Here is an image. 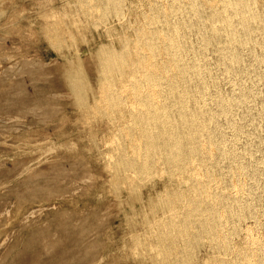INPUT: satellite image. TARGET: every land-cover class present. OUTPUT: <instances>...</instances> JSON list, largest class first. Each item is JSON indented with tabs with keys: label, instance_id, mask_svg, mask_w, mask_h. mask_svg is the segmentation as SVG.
Here are the masks:
<instances>
[{
	"label": "rangeland",
	"instance_id": "rangeland-1",
	"mask_svg": "<svg viewBox=\"0 0 264 264\" xmlns=\"http://www.w3.org/2000/svg\"><path fill=\"white\" fill-rule=\"evenodd\" d=\"M105 1L106 0H0V264H152V263L153 264H157V263H159V264L160 263H162V264H174V263L182 264L183 263L184 264V261H187V260H188L187 262H189V263L192 260L191 264L192 263L193 264H208V263H210V264H216V263L217 264H219V263L224 264V262H227V264H228V262H229V264H234V263L235 264H238V263L239 264H251V263L252 264H257V261H258V264H262V260L264 259V247H263L264 246V244H263V240H264V222H263L264 221V212H263V210H264L263 209L264 208V203H263L264 202V200H263L264 193L263 192L264 191L262 192V190H264V186H262L264 184V182H263L264 181V178H263L264 175L262 176V174H264V170H263L264 169V165H262V164H264V151H262V150H264L263 149L264 148V142L261 144L260 141L262 142V138H264V133H263L264 132V129H263L264 128V122H263L264 119L262 120V118H264V116H263L264 113L261 114V112L264 111V110H262V108L264 109V105H263L264 104V94L262 93V91L264 92V87H263L264 86V73L262 72V74H261L260 71L261 70L264 71V59H263L264 58V55H263L264 54V29H263L264 28V26H263L264 23L262 22V20L264 19V17H263L264 15L262 16V13L264 14V11H263L264 10V1L263 0H252V1H250V0H247V1L244 0L243 1L242 0V3L240 2L242 5L240 6V4L238 2L241 1V0H228V1L225 0L226 2L225 1L222 2V0H207V1L206 0H204V1L203 0H201V1L200 0H198V1L197 0H195V1L194 0L193 1H191V0L190 1L189 0L188 1L187 0H182V1L181 0H176V1L168 0L169 2L168 1L166 2V0H120V1L118 0L119 4H118L117 0H115L120 7L117 6V4H116V2L114 0H112V1L107 0L109 4L107 3V1L106 2ZM180 1H181V3H179ZM245 1H246V3H245ZM112 2L115 5V8H118L117 11H116V9L113 10L114 8H112V6L114 7V5H112V6L110 5ZM165 2L168 3V4L170 2H172L173 5L170 3L169 4V6L171 7L170 8L169 6H167L168 4H166ZM176 2H177V5L175 4ZM220 2L222 4H220ZM227 2L229 3V5H228ZM236 2H237L238 5L235 4ZM248 2L250 3L249 4L250 8L252 7L251 6L252 4L254 6L257 3V5H255L251 9L254 10V13H255L256 10H257L256 12L258 14H260L262 12L260 14L262 19H261V17L259 15H257V13H255V17H254V13H252L253 10H250V8L248 9V7H246ZM259 2L261 4H259ZM196 3H198V4H196ZM223 3H225V4L227 3L226 5L224 4L226 7L223 6ZM174 4H175V7H173ZM193 4L196 5V6H194ZM231 4H233L237 8H234V6H232ZM244 4H246V5L244 6ZM159 5H162V6H159ZM178 5L180 7H178ZM184 5H186V6H184ZM190 5H191V7L192 6H194V7L191 8ZM221 5L223 6L222 8H221ZM94 6H95V8H94ZM105 6H106V8H104ZM110 6H111V9H110ZM150 6H151V8H150ZM211 6H213V8ZM215 6L219 10L217 8H215ZM229 6H230V8L231 7H233V8L229 9ZM243 6L245 8V11L248 10V11H246L247 14L244 11ZM184 7H186V8H184ZM152 8H154V9L156 8V10L154 11V9L152 10ZM161 8L163 9V11H162ZM177 8H178V10H177ZM199 8L200 9L202 8V9L199 10ZM223 8H225V10ZM254 8H256V9H254ZM259 8H262L263 10L259 9ZM168 9H170V12H169ZM183 9H185V10H183ZM236 9H238V10H236ZM239 9L241 10V12H240ZM148 10L149 11L152 10V11L149 12ZM186 10H187L188 13H189V10H190V12H191V13H189L190 15L188 13L184 14L186 12ZM191 10H194L193 14L194 15L196 14L197 17L192 14ZM202 10H204V11H202ZM205 10H206V12H205ZM226 10H229V11H226ZM230 10L232 12L235 10L234 13L236 14V16H234L235 14H233V16H231L232 13L230 14V12H231ZM114 11H115V13H114ZM178 11H180V12H178ZM183 11H185V12L183 13ZM196 11H197L198 14L195 13ZM198 11H200V12H198ZM211 11H212V13H211ZM220 11L221 12L224 11V13L223 12L220 13ZM225 11L228 12V13L225 14ZM237 11H238V14L240 12L241 15L245 14L244 16H246V17L248 16V17L244 18L243 16L238 15L236 13ZM242 11H243L244 14L242 13ZM108 12H110V13L108 14ZM156 12H158V14L160 12L161 13L159 15L158 14L156 15ZM173 12H175V13H173ZM209 12L212 15L211 14L209 15ZM214 12H216L217 14L215 15ZM144 13L145 14L148 13V14L145 15ZM169 13H170V15H169ZM151 14H153V15H151ZM163 14L165 16H168V18L167 17L164 18ZM173 14H176V15L174 17H172ZM201 14L204 17H201ZM222 14L223 15L225 14V15L223 16ZM108 15H110V17ZM181 15H182V17H181ZM227 15H228V18H227ZM153 16L156 17V18H154ZM206 16H208V18ZM216 16L219 18V19H217L218 21L216 20V18H217ZM229 16H231V17H229ZM238 16H241V17H239L237 19ZM143 17H144V20H143ZM157 17L160 18L159 19V23H158V18ZM187 17H189V18H187ZM199 17H201V18H199ZM233 17H235L236 20ZM242 17L244 19H246V20L241 19ZM170 18H171V20H170ZM182 18H183V21H182ZM229 18L231 19L232 22L229 20ZM162 19H164L163 21H167L168 23L167 22L166 23L163 22ZM207 19H209V21H211L212 23L208 22ZM221 19H224L223 22H221L222 21ZM240 19H241V21H240ZM256 19H259L260 21H258ZM155 20H157V21L155 22ZM191 20L193 22H191ZM214 20H216L217 22H215ZM161 21H162V23H161ZM188 21H190L191 24ZM238 21H240V23ZM244 21H245V23H243ZM246 21L251 22V23L248 24V22H246ZM255 21L256 22L258 21L257 22L258 24ZM147 22H149V24H146ZM182 22H183V24H181L182 25V28H181V25L179 23H182ZM204 22H207V23H204ZM224 22H225V24H224ZM226 22H227V24H226ZM140 23L142 25H139ZM150 23H152V24H150ZM213 23H215V25L212 28ZM236 23L237 24L239 23L238 24L239 26ZM254 23H255V25H254ZM165 24H169V26L165 25ZM178 24H179V26H178ZM203 24H204V26H202ZM209 24H211V25H209ZM232 24H235V26L237 25L236 27H238V28H236ZM241 24L244 27H242ZM138 25H139V27H138ZM151 25H152V27H151ZM155 25H156L157 29H159V30H156ZM162 25H164V26H162ZM192 25H194V26H192ZM225 25H226V27H225ZM248 25H250V27ZM251 25H253L254 28ZM256 25L259 28L256 27ZM176 26H178L177 29H175ZM184 26H185V28H184ZM190 26H191V28H187V27H190ZM195 26H197L198 28L197 27L195 28ZM201 26L204 27V29ZM205 26H206V29H205ZM219 26H221V27L223 26V27L221 28ZM232 26L234 27V29H232L233 28ZM246 26L248 27L249 30L248 29L245 30L247 28ZM215 27L217 29L221 28V29H218V30L219 31L221 30L222 32L220 31V34H219V32L216 31ZM228 27H229V29H228ZM241 27H242V30H241ZM261 27H263V28H261ZM152 28H154V29H152ZM166 28H167V30H166ZM201 28L203 30H205V31H201L202 30ZM235 28H236V30H235ZM256 28H257V30H256ZM184 29H185V31H184ZM197 29H199V31H197ZM223 29H225V30H223ZM252 29H253V31H255V33L252 31ZM259 29H261L260 30L261 32H262V29H263V32L261 33L259 31ZM139 30H140V34H139ZM228 30H229V33H228ZM137 31H138V33H137ZM158 31H159V33H158ZM212 31H214L213 34H212ZM224 31H226V32L223 33ZM233 31H234L235 34L233 33ZM193 32L195 34H193ZM198 32L201 33V35ZM215 32H216V35H215ZM238 32H240L241 34L239 33L240 34L239 35ZM150 33L151 34L153 33V35H150ZM166 33L167 34L169 33L168 36L166 35ZM202 34H203V36L205 38L202 37ZM222 34H224V36H221ZM229 34L231 35V37H230ZM138 35H139V37L137 38V40L143 38L142 40L138 41L139 43H137V40L135 39ZM145 35H147V36H145ZM157 35H159V36H157ZM170 35H173V36L171 37ZM178 35H182V36L184 35L183 36L184 38H180V36H178ZM185 35H186V37H185ZM196 35H198V36H196ZM207 35H209V36H207ZM228 35H229V37H228ZM246 35H248L249 37H245ZM144 36L147 37L146 42L144 41L146 39ZM149 36L151 37V39H150ZM156 36L159 37L158 41H157V37ZM187 36H188V39H187ZM240 36H242V37H240ZM124 37L125 38L127 37L128 39L127 38L124 39ZM154 37H156V38H154ZM168 37H170V38H168ZM173 37H174V39L171 40ZM194 37L197 38L198 41ZM207 37L208 38L210 37V38L208 39ZM227 37L229 38V40H228ZM239 37H240V39H239ZM257 37H258V39L261 40V43L258 42L259 40L256 39ZM167 38L169 39L168 42H167ZM214 38L218 42H220L221 44L218 43V42L215 43L216 41H215ZM241 38L242 39L244 38V41ZM251 38L252 39L254 38L253 41H252ZM133 39H135V40H133ZM189 39L192 42L193 41L194 42L193 43L190 42L191 44L188 43L190 41ZM204 39H206V41ZM250 39H251V41H250ZM129 40L131 42H129ZM153 40H156V41H153ZM162 40H164V42ZM195 40L197 42H195ZM245 40H246V42H245ZM247 40H249V42ZM256 40H258V41L256 42ZM148 41H150V47H153V48L148 47V45H149ZM169 41H171L172 43H170ZM201 41L203 42V44H205L206 42L209 43V44H205V46L207 45L206 46L207 49L204 50V51H203V48L205 49V46H203L202 43L200 44ZM231 41H234V44ZM124 42H125V44H127V47L124 44ZM154 42H156V43H154ZM178 42H179V44H178ZM228 42L229 43L231 42V46H229L230 44ZM254 42H255V44H254ZM143 43H145V46H142V45H144ZM168 43H170V44H168ZM175 43H177L178 45L175 44ZM184 43L186 45H183ZM136 44H137V46H136ZM192 44H194V45H192ZM232 44H233L235 49L237 48L236 51H238V52L235 51V49L233 48ZM238 44H239L240 47L238 46ZM240 44L243 45L242 46L243 48L241 47ZM244 44H245V46H244ZM248 44H250V45L247 46ZM168 45H169V48H167ZM199 45H202V46H199ZM220 45H221V48L218 49V47H220ZM226 45H227V47H226ZM251 45L253 46L254 49L252 48ZM108 46H109V52L107 51ZM111 46H113V47H111ZM133 46H135V47H133ZM146 46L152 52V55L150 54V52H149V50L147 49ZM154 46H155V48H154ZM171 46H173L172 48L174 50L175 49L176 50L182 49L183 51L182 50L181 51H176L175 50V52H174V50L172 48L170 49ZM177 46L181 47V48H177ZM187 46H188L189 50L187 49ZM212 46L213 47L215 46L214 47L215 49ZM105 47H107V48H105ZM164 47H165V50H164ZM191 47H192V49H191ZM244 47H247V48H244ZM259 47L261 49L262 48L263 49L260 50ZM216 48L218 49L219 52L217 51ZM153 49H156V50L154 51ZM167 49L171 50V51L173 50V51L169 52ZM248 49H249V52H248ZM121 50H122V52H121ZM161 50H163V51H161ZM192 50H194L195 53L196 54L198 53L197 55H200V56H197V58H196V54L193 53L194 51H192ZM233 50H234V52H233ZM127 51H128V54L127 55L124 54L125 52L127 53ZM196 51H198V52H196ZM213 51H215L217 54L215 52H213ZM228 51H230V52L227 53ZM260 51H262V52H260ZM139 52H142V53H139ZM186 52L188 53L187 56L192 57V61L189 59V57L186 56ZM189 52H191V53H189ZM257 52H258V54H257ZM110 53H111V55H110ZM232 53H235V54H233V56H232ZM236 53H237V55H236ZM242 53H243L242 56H244V57L241 56ZM259 53H262V54H259ZM140 54H141V57H139ZM143 54H144L145 57L143 56ZM159 54H160V56H159ZM176 54L178 56H175ZM192 54H193V56H191ZM119 55L122 56V57H120ZM239 55L241 56L240 59L237 58V57H239ZM248 55H250V57L252 55L253 56L256 55L257 57L255 56L256 58H254V60H253V57L250 58ZM157 56L160 58L159 60L157 59ZM164 56L167 57V58H164ZM205 56H207V58ZM218 56H220V58H217ZM230 56H232L231 59L232 58H234V59L231 60ZM116 57L117 58L120 57V58L117 60ZM175 57H177V62L175 61L176 60ZM184 57H185V59H183ZM203 57H205V59ZM225 57H226V59H225ZM235 57H236V59H235ZM109 58H111V59H109ZM136 58H138L139 60L136 59ZM140 58L143 59V62L142 61L140 62ZM171 58H173V60ZM199 58H200V60H199ZM208 58L211 61L207 60ZM258 58L263 63L262 67L260 65L262 63H261V61ZM166 59L169 60L170 62L169 61L165 62ZM227 59H229V60L227 61ZM126 60H128V62ZM153 60H156V61L154 62ZM213 60H214V62H213ZM222 60L225 61L224 62L225 64H226V61H227L226 65H227L228 69L231 68V70L227 69L226 65L224 63H222L223 62ZM234 60H235V62H234ZM123 61H124V63H123ZM161 61H163V65H160V63L162 64ZM171 61L172 62L175 61L178 64H176L174 62L172 63ZM183 61H184V64H183ZM188 61H189V63H188ZM200 61H201V63L203 65L200 63ZM216 61H218V63ZM130 62H132V64ZM138 62H139V64L143 63L141 67L143 69L145 67L144 71H143L142 68H140L141 72L139 71V69H137V65H139ZM190 62H192V63L190 64ZM196 62L198 64V66H197V64L195 65ZM209 62H211L210 65H209ZM259 62H260V64H259ZM164 63L166 65H171V66H167L166 67V65ZM186 63L189 64V65L184 66V65H186ZM193 63H194L195 66L193 65ZM231 63H232V65H231ZM250 63H251V65H250ZM113 64H115V65H113ZM124 64L126 66L125 67L126 69L124 68ZM153 64L154 65L158 64L159 66H157V65L154 66ZM173 64H176L178 66L180 64H182L183 68H181L182 67L181 65L178 68L176 65H175L176 66L175 67ZM199 64H201V65H199ZM217 64H218V66H217ZM242 64L245 66V68H243L244 66ZM253 64L257 68L254 67ZM100 65L102 67H100ZM120 65H121V68H120ZM135 65H136V68H135ZM140 65L138 66V68L140 67ZM221 65L225 66V68L223 69ZM114 66H118V67H114ZM162 66H164V67H162ZM189 66H190V69H189ZM191 66H193V67L191 68ZM214 66H216V68H214ZM234 66H235V68H234ZM248 66L249 67L251 66L253 70L251 69V67H250V69H248L249 68ZM107 67H110L109 71H108ZM195 67H197V68H195ZM217 67H218L219 70L217 69ZM115 68L118 69L117 70L118 74L116 73V71H115L116 69ZM146 68L148 70L151 69L150 71H152V72L149 73L150 71H148ZM185 68H186V70H185ZM198 68H199V70H198ZM220 68H221V70H220ZM112 69H114V70L111 71ZM134 69H135V71H134ZM154 69H156V70H154ZM175 69L177 71H180V72H177ZM195 69H197V71L199 73ZM211 69H212L213 72L211 71ZM145 70L147 71V73H144ZM163 70L165 72H167V73H165ZM203 70H204V72H203ZM251 70H252V72L250 73ZM255 70H257V71H255ZM170 71H171V73H170ZM172 71L175 74L173 76H172V74H173ZM181 71L183 73H185V74H183ZM226 71H228V72H226ZM230 71H231L232 76L229 73ZM243 71L246 72V75H243V73H244ZM253 71H255L256 74L259 75V76H257L255 74V72H253ZM106 72H109V73H106ZM202 72H203V75H205V73H206V75L204 76L206 78V80H205L206 83L204 82L205 78L202 76ZM233 72H235V73L237 72L236 75L239 72L240 76H236L235 73H233ZM120 73H122L121 74L122 76L120 75ZM132 73H134V74L132 75ZM152 73L154 75H152ZM162 73H164V74H162ZM181 73L183 75H186V73H187V76H184L185 78H181L182 77ZM194 73H195V76H194ZM224 73L226 74V76H225ZM102 74H103V77H102ZM149 74H150V77H149ZM169 74H170V76H169ZM210 74H212L214 76H212ZM222 74H223V76H222ZM227 74L229 75L228 77H231V78L228 79L227 78ZM260 74L262 76H260ZM119 75H120V77H119ZM128 75H129L130 79L128 78ZM166 75L169 76V77H167ZM104 76H106V77H104ZM135 76H137V78ZM160 76H161V78H160ZM164 76H166V79L169 78V79H171V80L173 79V80L171 81V80L167 79L168 80L167 81L164 78ZM197 76H199V77H197ZM208 76H209L210 79H208ZM221 76H222V78H221ZM233 76H234V78H233ZM247 76L248 77L250 76L251 79L248 78ZM254 76L257 77V78H255ZM140 77L141 78L143 77V78L141 79ZM188 77H190L189 80H188ZM195 77H196V79H195ZM236 77H238V80H237ZM123 78H125V79H123ZM158 78L160 79L159 81H161V82L163 81L164 82V84H163V82L161 83L163 86L157 80ZM108 79H111V80H108ZM116 79L117 80L119 79L120 81H117ZM128 79H129V81L130 80L132 81V82L130 81L132 84L134 83L133 80L135 79L134 81H136L137 83L139 81L138 84H140V86L141 85L142 86L139 87V85L137 83L136 84L134 83L135 85H132V84L129 83ZM151 79H153V83L155 82L154 84L152 83ZM174 79L175 80L177 79V82L174 81ZM192 79H193V81H192ZM198 79H199V81H196ZM207 79H208V81H207ZM223 79H224V81H223ZM232 79H234V80L231 81ZM107 80H108V82L106 83ZM149 80L151 81V83H149L150 82ZM220 80L223 81L224 85H225L226 82H228V83H226V85L223 86L222 82ZM240 80L243 83H239ZM253 80H255L256 82L253 81ZM147 81H148L149 84L146 83ZM170 81H171L172 84L174 82L176 83V84L175 83L173 84L175 87L172 84H170ZM182 81H183V83L185 81L186 85L181 83ZM212 81H213V84L218 82V84H217L218 86L211 84ZM230 81H231V83H230ZM236 81H237L238 85H237ZM194 82H196V83H194ZM257 82H258V84H257ZM201 83H204V84H202V86H200ZM261 83H262V87H261ZM112 84H113V86H112ZM144 84H146L148 86L146 87V85H144ZM195 84H197L196 85L197 89L195 88ZM219 84H220V86H219ZM240 84H241V86H240ZM244 84L245 85L249 84V85L245 86ZM123 85H125V86H123ZM157 85L159 86V90L157 89L158 88ZM170 85H172L173 87L170 88L171 87ZM178 85H179V87H178ZM203 85H204V87H203ZM233 85H236V86H239V87H236V86L234 87ZM256 85H258L259 87H256ZM127 86H129L128 89H127ZM130 86H134V88H132ZM150 86H152V87H150ZM156 86H157V88H156ZM187 86H188V88H190V90L187 88ZM216 86H217V88H215ZM120 87H121V89H120ZM142 87H143L144 90L141 89ZM164 87H165V89H164ZM220 87H221V90H220ZM227 87H230V88L227 89ZM242 87H243V89H242ZM249 87H253V88H249ZM79 88H81V89H79ZM131 88H132V90L136 89L135 91H133L134 94L138 93V90H139V93L141 91L142 94L138 93L139 94L138 96H140L141 98L140 97L136 98L137 95L134 96V94H132L133 92H132ZM149 88H150V91H149ZM176 88H178V89H176ZM199 88H201V89H199ZM203 88H205L206 90L208 88V90L206 91ZM236 88H237V90L239 92L236 90ZM239 88H241L242 90L239 89ZM245 88H248L249 90L245 89ZM257 88H259V89H257ZM167 89L169 90L170 94L168 93V91H166ZM172 89H173V92H172ZM180 90H181V92H180ZM243 90L246 91V94L243 93ZM251 90L252 91L254 90L252 94H251V92H252ZM119 91H121V92H119ZM145 91L146 92L148 91L149 94L146 93ZM159 91H160V93H159ZM177 91H179V94H178ZM189 91H190V93H188ZM199 91H202V92H199ZM206 92H208V93H206ZM216 92H217V94H216ZM219 92H220L221 95L223 94V96H221L219 94ZM232 92H233V95L231 94ZM234 92H236L235 93L236 95L237 94L240 95L241 93H243V96L244 95L245 96H249L250 95V96L249 97H245L244 96L246 99L243 97V99L241 98L240 101H237V100H239V98L242 95H240L238 97V95L236 96L234 94ZM116 93L117 94L119 93V94L117 95ZM151 93L152 94L154 93L153 94L154 96H152ZM161 93H162V95H161ZM171 93H173V94H171ZM184 93H185V95H184ZM192 93L194 95L190 96ZM199 93H201L202 95L199 94ZM77 94H79V95H77ZM115 94L118 96L117 99H116L117 96ZM186 94H187V96H186ZM211 94H212V96H209ZM258 94H261L262 96L259 95V97L257 98ZM110 95L111 96L113 95V96L111 97ZM145 95H146V98L144 97ZM147 95L148 96L151 95L152 98H150V96H149V98H147ZM178 95H180V98H179ZM195 95H197V96L195 97ZM199 95H201V96H199ZM207 95L210 98L208 97L206 99ZM213 95H214L215 98L213 97ZM217 95H219V96L217 97ZM120 96H122V97H120ZM226 96H227L228 99L225 98ZM133 97H134V99L136 98L135 99L136 101L133 100ZM165 97H167V98H165ZM172 97H174V98H172ZM193 97H194V99H193ZM211 98L212 99L214 98V100H212ZM223 98L226 100V102L224 101ZM119 99H121V100H119ZM123 99H124V101H122ZM139 99H143V100H141V102H140ZM146 99L147 100L149 99V101H146ZM158 99H159V101H158ZM179 99H181L182 102ZM184 99H186L188 104H190L191 106L189 105V107H188V104L186 105L187 102H185L186 100L184 101ZM210 99H211V101H210ZM234 99H235L236 102L234 101ZM244 99H245V101H244ZM254 99H256L258 102L256 100H254ZM258 99H260V100H258ZM137 100L140 103H138ZM171 100H172V102H171ZM202 100H204V101H202ZM219 100H223V102L222 101L220 102ZM231 100H232V102H231ZM249 100H252V101H249ZM112 101L115 102V104L117 102L118 103L115 105ZM197 101H198V103H197ZM201 101L203 103H201ZM254 101L257 102V103H254ZM147 102L151 106H149L147 104ZM152 102H153V104H152ZM159 102H162L163 104L159 103ZM168 102L171 103V104H169ZM195 102L197 104H199V106L201 105L200 106L201 109H200V107L197 104L195 105ZM204 102H205V105L208 108L204 105ZM206 102H207V104H206ZM233 102H235L234 105H233ZM237 102H239V105H240V108H238V110H236L237 106L239 107V105H237L238 104ZM244 102L247 104V106H246V104H243ZM247 102H249V103H247ZM141 103H144L143 104L144 106L147 104V106L144 107L143 105H141ZM212 103H214V105L216 107L214 105H212ZM216 103H218V105ZM223 103H225L226 106L222 105ZM226 103H229V105L226 104ZM158 104H159V106H158ZM164 104L167 106L166 110H164L165 109ZM179 104H180V106H182V104L184 106L182 108L181 107L176 108V106H179ZM192 104L195 105V106L193 107ZM255 104H257V105H255ZM203 105H204V107H203ZM231 105L234 106V107L232 106V108H234V110L231 109ZM261 105H262V107H261ZM109 106L110 107L114 106L115 107V108L113 107L114 110H113L112 107L110 108ZM170 106L172 108H170ZM220 106L223 107L225 112L224 111L221 112L223 109ZM245 106L246 107L249 106L248 109L245 108ZM126 107H128V108H126ZM184 107L187 108L188 110L185 109ZM227 107H228V109H227ZM241 107H242V109H241ZM253 107H254V109H253ZM137 108H138L137 112L141 111L140 113H137L135 111V110H137ZM193 108L197 112H195V110ZM220 108H221V110H220ZM225 108H226V110H225ZM249 108H250V111H247V112H249L252 117L249 115V113L245 112L246 110H249ZM257 108L261 109V110H258ZM110 109H111V111H110ZM143 109H145V110H143ZM171 109H173V110H171ZM176 109L178 111L180 110L181 112L176 111ZM198 109H200L201 111L198 110ZM190 110L192 111L193 115L191 114ZM209 110H210V112L213 111L212 112V116H214V117L212 119H211L212 116L209 115L210 114V112H208ZM215 110H217V113H216ZM253 110H255L257 113L255 114V111H253ZM120 111H121V113H120ZM129 111L131 113H133V115ZM153 111H154V113H153L154 116L152 115ZM156 111H158L160 115H163V116L165 115V116L161 117L158 114V117H156L157 116ZM169 111H171L170 116H169V113H170ZM173 111L174 112L176 111L175 112L176 114L178 112V113H181L182 115L181 114H178L179 116L174 115ZM182 111H183V113H182ZM202 111L203 112L205 111V112L202 114ZM229 111H230V114L233 112L231 114V116L229 115ZM111 112H113V114ZM187 112H188L189 115H187ZM206 112H208V114ZM251 112H252V114H251ZM136 114H137V116H136ZM144 114H146L148 116H146ZM150 114L152 115L153 119L151 118ZM166 114H167V116H166ZM172 114H173V116H172ZM200 114H201V117H204V118H201ZM242 114H244L243 115L244 117L242 116ZM245 114H247V115H245ZM260 114L262 115V118H261ZM89 115H90V117H89ZM109 115H111V117H112V115H114V116L111 118V117H109ZM128 115H130V117ZM141 115H144V116H141ZM186 115H187V120H185V122H187V121H189V122L183 124L184 116H185V119H186ZM197 115H199V117H197ZM220 115H222V116H220ZM106 116H107V118H106ZM131 116H132V119H131ZM159 116H160V118H159ZM168 116L170 118L173 117L172 120H170V118ZM176 116H177V118H176ZM207 116H208V118L210 117L209 119L211 120V124H210V120L207 118ZM249 116H250V120H249ZM256 116H259V117H256ZM121 117H122V119H121ZM140 117H142V121L144 119V124H145V122H149V121L151 123L150 122L147 123L148 126L146 127V124L145 125L143 124V122L141 121ZM154 117H156V120H155ZM165 117H167V118H165ZM178 117H180V118H178ZM194 117L196 118L195 119L196 122L194 120L192 121V118H194ZM230 117H232L234 119L237 118L235 120L236 122H234L235 125L233 124V122L231 123V120L234 121V119H232ZM254 117H255V119H254ZM241 118L242 119H246V120L243 121V120H241ZM157 119H158V121H157ZM179 119H181V122H180ZM197 119H198L199 122L197 121ZM203 119H205L207 121H204ZM218 119H220V120H218ZM229 119H230V122H229ZM110 120L114 121V123L112 121H110ZM132 120L133 121L135 120V121L133 122ZM153 120H155V121L153 122ZM162 120H163L164 126L162 124ZM176 120H177V122H179V124L176 122ZM182 120H183V122H182ZM137 121H139V122H137ZM170 121H171V123H169ZM200 121H201V123H200ZM212 121L213 122L215 121L214 124H213ZM135 122H137V123H135ZM140 122H142V123H140ZM166 122H167V124H166ZM191 122L193 123V125H192ZM203 122H206V123L204 124ZM238 122H239V124H237ZM120 123H121V125H120ZM154 123H155V126H151ZM173 123H174V125H172ZM189 123L191 125H188ZM228 123L230 124V126H229ZM245 123H247L248 125L245 124ZM260 123L262 125V128H260L261 127ZM141 124H143V125H141ZM207 124H208V126H207ZM215 124H217V126L219 124L222 125V130L223 131L221 132V135H220L219 132H217L215 130V128H214ZM231 124H233L234 126L232 127ZM127 125H128V127L130 129L127 128ZM140 125L143 126V127H140ZM160 125H162V126H160ZM167 125H168V127H167ZM201 125H202V127H201ZM204 125L207 126V128L208 127L209 128L207 129ZM237 125H239V126H237ZM112 126H114V127H112ZM132 126H133V128H132ZM170 126H171L172 130L168 131L167 128L171 129ZM183 126L185 127V129H184ZM194 126H195V129H194ZM196 126H198V127H196ZM225 126H226V128H225ZM241 126L243 128H245V129H241L242 128ZM151 127H152V129L150 130ZM155 127L159 128V129H157ZM164 127H165V129H164ZM230 127H232V128L230 129ZM238 127H241V128L238 129ZM173 128L175 129L174 134H173V130H174ZM179 128H181L182 131L178 130ZM199 128L200 129L203 128L204 131L200 130ZM213 128H214V130H213ZM251 128L252 129L254 128V129L252 130ZM132 129L135 131V133H134V131ZM188 129H190L191 131L188 130ZM197 129H198V131H197ZM226 129H229V130H226ZM250 129L252 131H250ZM127 130L129 132H131L130 133L131 135L132 134L133 135L132 136L128 135L129 132H127ZM130 130H132L133 132L130 131ZM161 130H162V132H161ZM184 130L186 132H188V133H186ZM207 130H209V131H207ZM235 130H237V132ZM143 131H144L145 135H144ZM150 131H151L150 135H152V137L149 136V132ZM153 131H156L154 134H156V133L157 134L153 135L152 134ZM165 131L167 132V134H166ZM193 131L195 133L192 134ZM196 131L199 132V134L195 135L197 133ZM240 131H241V133L239 134ZM244 131H246L245 134L247 132H251V133H248L250 138H248L247 134L246 135L242 134V133H244ZM164 132H165V135H164ZM169 132L171 133L170 135H169ZM189 132H191V133H189ZM211 132H214L215 134L211 133ZM224 132H225V135H222V134H224ZM258 132H259V134H258ZM178 133L181 136H179ZM205 133H206L207 137L210 136V137H208L209 139L207 137H205ZM234 133H235V135L238 133L237 137H234L235 136ZM141 134H142V137H141ZM187 134H188L189 137L187 136ZM211 134L213 136H211ZM229 134H231L232 136L229 135ZM251 134H253L254 137L256 135L257 138L256 137L254 138ZM172 135H174V136H172ZM184 135H186V136H184ZM201 135H203V137L207 138L209 141L204 139V138H202ZM217 135L218 136L220 135V137L217 138L218 137ZM109 136H110V139H109ZM130 136H131L132 140H131ZM155 136H157V137H155ZM165 136H166V138H165ZM170 136H172V137H170ZM196 136H198V138L199 137L200 138L198 139ZM259 136L260 137L262 136V137L260 138ZM128 137L130 138V141H129ZM144 137L146 139L149 137L150 139L147 140V141L144 139V141H142L143 140L142 138H144ZM162 137H164V138H162ZM214 137H215V140H212V139H214ZM225 137H227V139ZM251 137L254 140L251 139ZM156 138H158V139H156ZM193 138H195L194 139L195 141L192 140ZM196 138H197V140H196ZM220 138L221 139L225 138L224 139L225 140L224 143H226V144H220V141H219ZM230 138L231 139L234 138L233 142H232V140ZM241 138H242V140H240ZM152 139H154V140H152ZM168 139L170 141L172 139V141H171L172 143ZM173 139H175L177 141V144L179 143V145H176V141L173 140ZM229 139H230V141H229ZM155 140L157 142L156 144H158V146L156 145L157 147L154 146V144H153V141L155 142ZM164 140H165V143H164ZM167 140H168V143H167ZM182 140H183V142H182ZM185 140H187V143H186ZM200 140H201V142H200ZM202 140H204V141H202ZM205 140H206V143L209 142L208 145H205L206 144ZM216 140H217V142H216ZM257 140H259V141H257ZM150 141H151V143H150ZM188 141H189V143H191V142L192 143L189 145ZM197 141H198V143H197ZM263 141H264V139H263ZM130 142H131V144H130ZM145 142H147V143L149 142L148 143L149 145L145 144ZM158 142H160V143H158ZM143 143H144L145 146L143 145ZM170 143H171V147H170ZM173 143L175 144V147H174ZM199 143H200V146H199ZM257 143H258V145H255ZM116 144H117V146H116ZM151 144L154 147H156V148H154ZM180 144H182V145L180 146ZM192 144H194V146ZM244 144H246V145H244ZM136 145H137V147H135ZM150 145H151V147H150ZM216 145H218V146H216ZM221 145L222 146L224 145L225 147L223 146L224 147L223 148ZM247 145L248 146L250 145L249 147H251V148H248ZM123 146H124V149H123ZM132 146H133V148H132ZM139 146H141V147H139ZM146 146H148L151 150L148 149ZM160 146H162V147H160ZM177 146L179 148H177ZM184 146H186V147H184ZM191 146L193 148L195 146H197L195 148H196V151L199 148L198 149V151H199L198 153L199 154L196 151H194L195 148L194 149L191 148L195 152L194 153L190 149ZM206 146L209 147V148H207ZM214 146H216V147H214ZM233 146H236V147H233ZM237 146H239L240 148L237 147ZM242 146L244 147L243 149H241ZM252 146H254V147L252 148ZM255 146H257V148H255ZM134 147H135V149H134ZM152 147H153L154 150L152 149ZM183 147L185 148L186 151L183 149ZM219 147H221V148L218 149ZM228 147H229V149H228ZM116 148L119 149V150H117ZM136 148H138V149H136ZM159 148H161V149H159ZM174 148L179 149V150L177 151L175 149L176 150L175 151V150H173ZM181 148H182V150H181ZM215 148H217V149H215ZM254 148H255V150L257 149V151L260 154L257 151H255ZM122 149H123V151H122ZM139 149H141L140 151L143 152V153H141L139 151ZM143 149H144V151H143ZM145 149H147V150L145 151ZM222 149H223V152H221ZM231 149H233V150H231ZM158 150H159V152H158ZM183 150L185 151L186 154L184 153ZM226 150H228L230 154H228V151H226ZM234 150H235V152H234ZM245 150H247V151L244 152ZM249 150L252 151V152H250ZM148 151H150L151 154L150 153H149V155L146 154V153H148ZM153 151H154V154L152 155ZM162 151H163V153H160ZM187 151H188V153H187ZM240 151H242V152H240ZM179 152H180V155H177V154H179ZM231 152L232 153L234 152V153L231 155ZM253 152H256L258 154H255ZM113 153H115V154H113ZM140 153H141V155H140ZM211 153H214V154H211ZM162 154H164V155L162 156ZM166 154H168V155H166ZM184 154H185V156H184ZM187 154H189L190 156L192 155L193 158H192V156L189 157V155L186 157ZM236 154H237V156H236ZM251 154H255V155L253 156ZM176 155L179 156V157H175ZM182 155H183V157H182ZM195 155L197 156L196 160H195V158H196ZM202 155H203V157H200ZM206 155H207V157H204ZM217 155L220 158L219 159L217 157L218 161H216L217 158L215 157ZM219 155H223L222 156L223 158L221 156H219ZM226 155H227V157H226ZM229 155H230V157H232V159H233V155H234V161L231 159L232 163H231V160L229 159L230 157H228ZM240 155H242V157H240ZM250 155H251V157H250ZM141 156H142V158H141ZM143 156H145L146 159ZM155 157H156V159H155ZM166 157H169L171 159L166 158ZM172 157L176 158V160L178 161L177 165H176V160L173 159ZM212 157H214V158H212ZM243 157H244L243 161H240V160H242ZM252 157L256 158V165H255V161H254L255 159H253ZM260 157H263V158L260 159ZM116 158H117L118 161L116 160ZM147 158L148 159L151 158L150 161ZM160 158H161V160H160ZM164 158H166L167 160L169 159V161L166 163L167 160L164 159ZM183 158H186V159L184 160ZM187 158L188 159L190 158V160H188ZM204 158H208L209 159L208 162H206L207 159H204ZM248 158H250V159H248ZM251 158H252V162H251ZM131 159H133V160L135 159V162L131 161ZM181 159H183V160H181ZM198 159L201 160V161H198ZM213 159L215 161H213ZM236 159H238V160H236ZM170 160H172V161H170ZM204 160H206V161H204ZM235 160H236L237 163H238V161H240L238 163L239 165L235 162ZM246 160H247V162H246ZM257 160H259V161H257ZM115 161H117V162H115ZM151 161H152V163H151ZM160 161L162 162L163 165L160 163ZM173 161L175 162V164H173L174 163ZM181 161L184 162V163H179ZM211 161L214 163V165H213V163ZM260 161H261V164H259ZM122 162H123V164H121ZM124 162L125 163L128 162L127 163L128 165L124 166V164H125ZM130 162L132 164L134 163L133 166H135L136 162H137L138 166L140 164L141 165L138 167L137 164H136L137 167L136 166L135 167H133V166L131 167L129 165V164H131ZM196 162L198 164H196ZM199 162H201V163L199 164ZM216 162L217 163L221 162V163H219V165L222 164L223 166L222 165H220V166L217 165ZM248 162H251V163L249 164ZM142 163H144V164H142ZM153 163H154V165H153ZM155 163H157V165ZM171 163H172V165H171ZM230 163L233 164V166ZM244 163H246L247 165L244 164ZM112 164H113V166H112ZM183 164H184V166H186V168H184V169H183ZM224 164L226 166H225V168H222V167H224ZM234 164H235V166H234ZM243 164L245 165L244 167L246 168V170L249 171V173H247L248 171L246 172V170H244L245 168L241 169L243 167ZM258 164L261 165V166H259ZM119 165H120V167H119ZM144 165H145V167H143ZM148 165L150 166V169L148 168L149 167ZM173 165H174V167H172ZM210 165L213 166V167L211 168ZM126 166H128L129 169H126L127 168ZM151 166L153 167V169H152ZM177 166H179V167H177ZM188 166H189V168H188ZM205 166H206L207 170L204 173V169H205L204 167ZM231 166H232V168H230ZM237 166L239 167V169L237 168ZM240 166H242V167H240ZM165 167H168L167 170H166ZM176 167H177V170H175ZM123 168L126 169V171L122 170ZM143 168L147 169V171L144 170ZM169 168H170V170H169ZM248 168H251L252 170L248 169ZM134 169L136 171L137 170L138 171L135 172ZM151 169L153 171H151ZM179 169H180V172H179ZM217 169H218V171H216ZM229 169H231L232 173H231V171ZM256 169L257 170L261 169V170H258V171H261L262 173L256 171ZM116 170L119 173H117ZM200 170H202V171H200ZM209 170H212V171H209ZM220 170H222V171H220ZM226 170H227L228 174H227ZM250 170L253 173H250L251 172ZM170 171H172V172H170ZM191 171H192V173H191ZM207 171L209 172L208 173L209 176L207 175ZM233 171H236V172H233ZM146 172H147V175H146ZM177 172H179V173H177ZM182 172H183V174H182ZM211 172H212V175L210 174ZM240 172H242V173H240ZM134 173H136V174H134ZM165 173H168L167 174L168 176ZM171 173H172V175H171ZM190 173H191V175H190ZM221 173H223V174H221ZM233 173H235V174H233ZM243 173L244 174L247 173V174L243 176L242 175ZM115 174H116V176H115ZM117 174H120V175H117ZM139 174H140V177H139ZM216 174H217V176H216ZM248 174H249V176L247 177ZM136 175H138L139 178L136 177ZM162 175H164V176H162ZM185 175H188V176H185ZM254 175H256V176H254ZM257 175H260V176H257ZM117 176L119 178H117ZM131 176H132V178H130ZM229 176H231L232 178L229 177ZM245 176H246V180H245ZM126 177H127V181H126ZM159 177H161V178L159 179ZM209 177H210V179H209ZM225 177L226 178L229 177V179L228 178L226 179ZM110 178H112V180ZM121 178H124L125 180L124 179L121 180ZM189 178H190V180H189ZM207 178H208V180H210L209 184L213 180L214 181L212 183L213 184L216 183V184L209 185L206 182ZM248 178H251V180L248 179ZM129 179L130 180L133 179V181L132 180L130 181ZM252 179L253 180L256 179V180H254L255 183H254V181ZM147 180L149 182H147ZM221 180L223 181V183H222ZM235 180L237 182H235ZM261 180H263V181H261ZM112 181L114 182V185L112 184L113 183ZM189 181H191V182H189ZM194 181L195 182L197 181L198 184L195 183ZM227 181H230V182L232 181V183H230V182L227 183ZM245 181H246V184H245ZM145 182H147L148 184L145 183ZM251 182H252V184H251ZM117 183L118 184L120 183L119 184L120 186L119 185L117 186ZM188 183H191V184H188ZM192 183H194V184H192ZM239 183H242V184H239ZM122 184L125 187L121 186ZM229 184H230L231 187L229 186ZM248 184H250V185L248 186ZM253 184H254V186H253ZM135 185H136V187H135ZM192 185H193V188L196 191H194V189L192 188ZM201 185L206 186V187L202 186V188L204 190L201 188ZM225 185L227 187H230L231 189L225 187ZM245 185H246V187H245ZM214 186H216V188ZM259 186H260V189L258 188ZM138 187H139V189L140 188L141 189L139 190ZM247 187H248V189H252L253 192L249 191L247 189ZM253 187H255V188H253ZM125 188H126V190H125ZM131 188L132 189L134 188V189L132 190ZM208 188H210V189H208ZM237 188H238V190H237ZM198 189L200 191L202 190L201 191L202 193L199 192ZM255 189H257V190H255ZM182 190H183V192H182ZM190 190H191V193H190ZM213 190H214V192H213ZM129 191H131V192H129ZM203 191L206 193V195H205V193H203ZM225 191L227 192V194L225 193ZM167 192H169V194ZM173 192H176V193L173 194ZM219 192H221V193H219ZM248 192L250 193V195H249ZM128 193L129 194L132 193V194L128 195ZM178 193H180V194H178ZM234 193H236V194H234ZM247 193H248L249 197H248ZM137 194H139L140 197ZM162 194H163V196H161ZM199 194L200 195L202 194L200 197H201V199L203 201L200 200ZM212 194H213V196H212ZM216 194H217V197H216ZM221 194H222V196H221ZM174 195H175V197H173ZM194 195H196V197ZM238 195H239V199H238ZM256 195H259V197L256 196ZM260 195H262V196H260ZM117 196H119L118 197L119 199L117 198ZM228 196L231 199L227 198ZM235 196H236V198H235ZM241 196H242V198H240ZM168 197H169V200H167ZM179 197L182 200H180ZM188 197H189V199H188ZM224 197H226V199H224ZM243 197H244V199H243ZM250 197H252V198H250ZM115 198H117V200ZM198 198H199V200H197L198 201L197 202L196 199H198ZM218 198L220 199V201H219ZM256 198H260V199H256ZM114 199H115V201H114ZM148 199L151 202H149ZM222 199H224L223 201L225 203H227V202L228 203L227 204L221 203ZM177 200H178V202H177ZM193 200H195L197 202V204L195 203V201L192 203ZM215 200H216V202H215ZM229 200H232V201H229ZM241 200H243V201H241ZM138 201H140V202H138ZM172 201H174V202L172 203ZM253 201H255V202H253ZM115 202H117L118 204H116ZM128 202H130L131 204L128 203ZM158 202H159V204H158ZM163 202H164V204H163ZM182 202H183V204H182ZM186 202H188V203L186 204ZM205 202L207 203V205H206ZM209 202H211V203H209ZM235 202H236V204L239 203L240 205L239 204L238 205L234 204ZM242 202H243L244 205L242 204ZM250 202H252V204ZM151 203H152L153 208H151L152 207ZM249 203H250V205H249ZM132 204H133V206H132ZM217 204H219L220 206H218ZM221 204L223 206H225L226 208L221 206ZM228 204L230 205V208L232 209L233 212L231 211V209L229 207L227 208ZM231 204L233 206H231ZM155 205L157 207H155ZM197 205H200V206H198V208H196ZM214 205H216L215 208H214ZM259 205H261L263 208L261 206H259ZM148 206H150V207H148ZM189 206H190V208H189ZM207 206H209V208ZM239 206H241V208ZM250 206H251V208H250ZM165 207L168 208V210ZM210 207L212 209H210ZM238 207L240 208V210L243 209L244 212L240 211L241 212L240 213ZM248 207L251 210H249ZM130 208L131 209L133 208L135 210L131 211ZM195 208H196V211H195ZM204 208H207V209L205 210ZM234 208H236V211L234 210ZM246 208H247V210H249V211H247L248 214H246V212H245ZM255 208H257V210ZM152 209H154V211H152ZM185 209L188 210V211H186ZM191 209H193V210L190 212ZM216 209H217V211H216ZM228 209H229L230 212L228 211ZM158 210H159L160 213L158 212ZM169 210H171V211H169ZM209 210H211V211L209 212ZM253 210H254V212L257 211L256 213H258V211H259L260 213H258V214L260 216H258V214H256V213H253L255 215L254 216L252 214ZM261 210H262V212H261ZM116 211H117V213H116ZM174 211H176L178 214L175 213ZM197 211H199V213ZM202 211H205V212H202ZM212 211L215 213V215L217 217L214 216V213ZM192 212H194V213H192ZM201 212L203 214L206 213L207 215L206 214H204V215L202 214L201 215ZM211 212H212L213 216L210 215ZM224 212H225V214L228 213V215H225ZM237 212H239V213L237 214ZM173 213H174V215H173ZM197 213H198V215H197ZM229 213H230L231 216L229 215ZM235 213L238 216H236ZM242 213H244V214H242ZM154 214H155V216H154ZM181 214H184V215L189 214V215H187V217L183 215V217H182ZM241 214L244 215V216H241ZM149 215L150 216L152 215L151 217H153V218L151 219V217ZM200 215L202 217L201 220H203V218H204L203 221L205 223V226H204L203 221L202 222H197V224H195L196 221H198V219L200 221ZM208 215H210L209 218L212 216L211 218H213V219H211V218L209 219ZM234 215H235V217H234ZM239 215L241 216L242 220L240 219ZM245 215L247 217H245ZM169 216H172V217H169ZM175 216L176 217L178 216V217L176 218ZM189 216H191L192 218L191 217L189 218ZM205 216H207L206 220H205ZM251 216L253 218H251ZM154 217H155V219H154ZM193 217H195V218H193ZM214 217H216V218L214 219ZM224 217H225V219H224ZM132 218L134 219V221H133ZM169 218H170V220H172L174 218L173 219L174 221L172 220L171 222L172 223L174 222L177 225L174 224V223H173L174 224L173 225L170 222ZM236 218H237V220L239 219L238 222H237ZM144 219L145 220L147 219V220L145 221ZM233 219H234L235 222L233 221ZM249 219H250V221H249ZM253 219H254V221H253ZM166 220H168V222ZM181 220L182 221L185 220L183 222L184 226H182L183 223L181 222ZM210 220L213 223L214 222H217V223L213 224ZM215 220H217V221H215ZM244 220H246V221H244ZM153 221H154V224H153ZM241 221H243L245 224L243 222H241ZM252 221H253V223H251ZM156 222H157V224H156ZM193 222H195V223H193ZM225 222H226L225 225L226 226L228 225L226 228H224L225 225H223ZM142 223L143 224L145 223V224L143 225ZM209 223L211 224V226H210ZM232 223L234 225H232ZM236 223H237V225H236L237 227L235 226ZM155 224H156V226L157 225L158 226L156 227ZM159 224H161V225H159ZM164 224H166L167 227L169 225V227L166 229V225H164ZM198 224L199 225L202 224L201 225L202 228L200 226L201 230L199 229ZM206 224L208 226H206ZM240 224H242V225H240ZM141 225H143V226H141ZM185 225H187V226H185ZM195 225H197V227ZM231 225H232V227H231ZM175 226H176V229H174ZM141 227H143L144 229L141 228ZM170 227L173 228V231H172V228H170ZM187 227H189L190 230H188ZM203 227H206V228H203ZM208 227H209V229H207ZM211 227H213V228H211ZM217 227H220V228H217ZM148 228H149L150 231L148 230ZM159 228H160V230H159ZM177 228L180 229V230H178L179 232L178 231L177 232L179 234H181V238L184 235V237L182 239L179 238L180 235L177 232H174V230H177ZM182 228H183V230H182ZM221 228H222L223 231H221ZM233 228H235V229H233ZM145 229H147V232H145L146 231ZM151 229H152V231H151ZM161 229H162V232H164V233H162V235L159 236V234H161ZM216 229H219V230L217 231ZM154 230H155V232H153ZM202 230H204V231H202ZM231 230L234 231V232H232ZM235 230H236V232H235ZM169 231L170 232L172 231V232L170 233ZM182 231H184V232L181 233ZM165 232H167V233L169 232L168 234H171V235H168ZM192 232H193L194 235L192 234ZM199 232H200L201 236L198 235ZM209 232H210V234H209ZM221 232L225 233V235L223 234L221 236ZM237 232L239 233V235H238L239 237L236 235V234H238ZM153 233L155 235H151ZM207 233L209 235H207ZM215 233H216V235L217 234L218 235L217 236L214 235ZM231 233L232 234L234 233L236 235V237H235L234 234L230 235V236L228 235V234H231ZM144 234H146V235H144ZM149 234H150V236H149ZM172 234H174V235L172 236ZM176 234H177L178 237H174V236H176ZM190 234H191V236H190ZM163 235H164V238H163ZM210 235L216 236L218 238L215 239L216 237L213 238ZM245 235H246V237H245ZM258 235H260V236H258ZM224 236L225 237L227 236L229 238V239H227V241H229V242H226V238L227 237L225 238ZM168 238H170V239H168ZM175 238L177 239V241H175L176 240ZM194 238L197 241L194 240ZM208 238L209 239L212 238V239L209 240ZM221 238H223L225 240V242ZM238 238H240V239H238ZM136 239H137L138 243H140V241H141L142 242L141 244H143V243L144 244L143 245L140 244V247H139L138 243L137 242H136L137 244L135 243ZM244 239H245L246 243H244L245 242ZM144 240H145V242H144ZM164 240L165 241L167 240L166 243L164 242ZM220 240H221V242H219ZM237 240L240 241V242H238ZM149 241H150V243H149ZM182 241L186 242V243L183 242L185 245L181 243ZM217 241H218V243H216ZM233 241L235 243H233ZM193 242H194V245H193ZM204 242H205V244H204ZM208 242H209V244H208ZM248 242L250 244H248ZM254 242L256 243V245H255ZM152 243L154 244V246H153ZM188 243H189V245H188ZM228 243H231V244L227 245ZM260 243L262 245H260ZM125 244H126L127 247L125 246ZM197 244H198V246L199 245L200 246L198 247ZM211 244H214V245H211ZM245 244L247 246H249L250 248L246 247ZM131 245H133V246H131ZM134 245H136V246L138 245V246L136 247ZM158 245L160 247H158ZM165 245H166V247H168V245H169L170 248L169 247H168L169 249L166 248ZM179 245H180V247H179ZM259 245H260L261 249L258 248ZM142 246H144L145 249ZM201 246H203V248H200ZM224 246H225V248H224ZM129 247L130 248L132 247L131 248L132 250H130ZM138 247L140 248L139 251H138V249H139ZM136 248H138V249H136ZM147 248H148L149 251L147 250ZM180 248H181V252H180ZM183 248H185V250ZM229 248H231V249H229ZM242 248H243V250H242ZM248 248L251 249V250L247 251ZM255 248H256V250H253ZM160 249H161V251H160ZM226 249H228V250L226 251ZM258 249L260 251H258ZM144 250L147 253L149 252L150 254L149 253L147 254ZM169 250H170V254L168 252ZM171 250H172V252H171ZM183 251H185V252H183ZM216 251H218V252H216ZM229 251L231 252V254H230ZM139 252H142V253H140V255H139ZM144 252L147 255L143 254ZM187 252H188V254H187ZM222 252H225V254H223ZM238 252H240L241 254L238 253ZM243 252L247 253V254H244ZM162 253H163V255H162ZM182 253L186 255V259L183 257L185 255H182ZM189 253H191V254H189ZM236 253H237V255H236ZM233 254H235L236 256L233 257ZM248 254L249 255L251 254V255L249 256ZM189 255L191 256L190 257L191 260L189 258ZM240 255L245 256V259L243 260L242 259L243 257L240 256ZM160 256H163V257H160ZM173 256H176V257H173ZM193 256H195V258H193ZM200 256H201V258H200ZM261 256H262V258H261ZM138 257H139V259H138ZM146 258H148V260H150V262H152V263H150V262L148 263V261H146L147 260ZM150 258H152V259H150ZM176 258H180V260L184 259V261H180L179 259H176ZM220 258L223 259V260H220ZM230 258H231V260H230ZM236 258H237V260H236ZM255 258H256V260H255ZM137 259H138V262L136 261ZM168 259H169V261H168ZM174 259L176 260V262H174L175 261ZM195 259L198 260V261H196ZM239 259H240L241 263L238 261ZM221 261L222 262L224 261V262L222 263ZM187 262H185V264ZM263 263H264V261H263Z\"/></svg>",
	"mask_w": 264,
	"mask_h": 264
},
{
	"label": "bare ground",
	"instance_id": "bare-ground-1",
	"mask_svg": "<svg viewBox=\"0 0 264 264\" xmlns=\"http://www.w3.org/2000/svg\"><path fill=\"white\" fill-rule=\"evenodd\" d=\"M106 1H107V0H106ZM106 1H105V2H106ZM110 1H112V0H110ZM110 1H109V2H110ZM114 1H115V0H114ZM114 1H113V2H114ZM119 1H120V0H119ZM167 1H168V0H166V2H167ZM170 1H171V0H170ZM174 1H176V0H174ZM181 1H182V0H181ZM181 1H180L179 3H181ZM187 1H188V0H187ZM189 1H190V0H189ZM191 1H193V0H191ZM194 1H195V0H194ZM197 1H198V0H197ZM200 1H201V0H200ZM200 1H199V2H200ZM203 1H204V0H203ZM206 1H207V0H206ZM223 1H225V0H222V2H223ZM227 1H228V0H227ZM243 1H244V0H243ZM246 1H247V0H246ZM246 1H245V3H246ZM250 1H252V0H250ZM263 1H264V0H263ZM94 2H95V1H94ZM113 2L110 4L111 6L114 5ZM115 2H116V1H115ZM117 2H118V0H117ZM117 2H116V4H117ZM153 2H154V1H153ZM156 2H157V1H156ZM166 2H165V3H166ZM168 2H169V1H168ZM172 2H173V1H172ZM172 2H170V3L172 4ZM199 2H198V3H199ZM216 2H217V1H216ZM225 2H226V1H225ZM234 2H235V1H234ZM234 2H233V3H234ZM240 2L242 3V0L238 2V3L240 4V6H241L242 4H241ZM257 2H258V1H257ZM107 3H108V1H107ZM170 3H169V4H170ZM189 3H190V2H189ZM198 3H196V4H198ZM201 3H202V2H201ZM203 3H204V2H203ZM207 3H208V2H207ZM227 3H228V2H227ZM227 3H226V4H227ZM251 3H252V2H251ZM255 3H256V2H255ZM92 4H93V3H92ZM97 4H98V3H97ZM108 4H109V3H108ZM118 4H119V2H118ZM118 4H117V6H119ZM160 4H161V3H160ZM166 4H168V3H166ZM169 4H168L167 6H169ZM175 4L177 5V2H176ZM175 4H174L173 7H175ZM182 4H183V3H182ZM191 4H192V3H191ZM194 4H195V3H194ZM194 4H193V5H194ZM220 4H222V3L220 2ZM224 4H225V3H223V6L226 7V6H225L226 4H225V5H224ZM235 4L238 5L237 2H236ZM249 4H250V3L248 2V3H247L248 6H247L246 4H244V6L246 5V7H248V9H249V8H250V7H249ZM259 4H261V3L259 2ZM95 5H96V4H95ZM153 5H154V4H153ZM156 5H157V4H156ZM156 5H155V6H156ZM172 5H173V4H172ZM172 5H171V6H172ZM179 5H180V4H179ZM179 5H178V7H180ZM214 5H215V4H214ZM228 5H229V3H228ZM231 5L234 6L233 4H231ZM255 5H257V3H256ZM255 5H254V6H255ZM111 6H110V9H111ZM155 6H154V7H155ZM159 6H162V5H159ZM184 6H186V5H184ZM194 6H196V5H194ZM194 6L191 7V5H190L191 8H193ZM199 6H200V5H199ZM209 6H210V5H209ZM218 6H219V5H218ZM223 6L221 5V8H222ZM244 6H243V8H244ZM251 6L254 7L253 4H252ZM107 7H108V6H107ZM119 7H120V6H119ZM169 7H170V6H169ZM176 7H177V6H176ZM181 7H182V6H181ZM203 7H204V6H203ZM211 7L213 8V6H211ZM238 7H239V6H238ZM252 7H251V8H252ZM94 8H95V6H94ZM104 8H106V6H105ZM104 8H103V9H104ZM112 8H114L113 10L116 9V11H117V9H118V8H115V5H114V7L112 6ZM150 8H151V6H150ZM170 8H171V7H170ZM184 8H186V7H184ZM196 8H197V7H196ZM215 8H217V7L215 6ZM231 8H233V7H231ZM231 8H230V6H229V9H231ZM234 8H237V7L234 6ZM251 8H250V10H253V9H251ZM98 9H99V8H98ZM110 9H109V10H110ZM153 9H154V8H152V10H153ZM161 9H162V8H161ZM161 9H160V10H161ZM181 9H182V8H181ZM194 9H195V8H194ZM201 9H202V8H201ZM201 9L199 8V10H201ZM209 9H210V8H209ZM217 9H218V8H217ZM223 9L225 10V8H223ZM223 9H222V10H223ZM254 9H256V8H254ZM259 9H262V8H259ZM93 10H94V9H93ZM105 10H106V9H105ZM152 10H150V11H152ZM155 10H156V8L154 9V11H155ZM168 10H169V12H170V9H168ZM177 10H178V8H177ZM183 10H185V9H183ZM211 10H212V9H211ZM214 10H215V9H214ZM218 10H219V9H218ZM236 10H238V9H236ZM239 10H240V9H239ZM262 10H263V9H262ZM148 11H149V10H148ZM150 11H149V12H150ZM157 11H158V10H157ZM162 11H163V9H162ZM162 11H161V12H162ZM171 11H172V10H171ZM174 11H175V10H174ZM191 11H192V14H193V11H194V10H191ZM202 11H204V10H202ZM226 11H229V10H226ZM226 11H225V14L228 13V12H226ZM230 11H231V10H230ZM244 11H245V8H244ZM246 11H248V10H246ZM246 11H245V12H246ZM256 11H257V10H256ZM256 11H255V13H257ZM263 11H264V10H263ZM111 12H112V11H111ZM158 12H159V11H158ZM158 12H156V15L158 14ZM161 12H160V13H161ZM178 12H180V11H178ZM178 12H177V13H178ZM184 12H185V11H183V13H184ZM198 12H200V11H198ZM205 12H206V10H205ZM216 12H217V11H216ZM216 12H214L215 15L217 14ZM222 12L224 13V11H222ZM222 12L220 11V13H222ZM234 12H235V10H234L233 12H232V11L230 12V14L232 13L231 16H233V14H235ZM240 12H241V10H240ZM240 12H239V14H238V11H237L236 13H237L238 15H241ZM103 13H104V12H103ZM109 13H110V12H108V14H109ZM114 13H115V11H114ZM160 13H159V14H160ZM173 13H175V12H173ZM186 13H188L187 10H186V12H185L184 14H186ZM189 13H191L190 10H189ZM189 13H188V14H189ZM195 13H197V11H196ZM211 13H212V11H211ZM211 13L209 12V15H210ZM218 13H219V12H218ZM220 13H219V14H220ZM242 13H243V11H242ZM252 13H254V10H253ZM255 13H254V17H255ZM261 13H262V12H261ZM261 13H260V14H261ZM144 14H145V13H144ZM147 14H148V13H147ZM147 14H145V15H147ZM153 14H154V13H153ZM153 14H151V15H153ZM159 14H158V15H159ZM188 14H187V15H188ZM197 14H198V13H197ZM219 14H218V15H219ZM225 14H224V15H225ZM243 14H244V13H243ZM246 14H247V12H246ZM260 14L257 13V15H259V16H260ZM142 15H143V14H142ZM149 15H150V14H149ZM154 15H155V14H154ZM161 15H162V14H161ZM163 15H164V14H163ZM169 15H170V13H169ZM171 15H172V14H171ZM175 15H176V14H173L172 17H174ZM189 15H190V14H189ZM193 15H194V14H193ZM199 15H200V14H199ZM211 15H212V14H211ZM222 15H223V14H222ZM224 15H223V16H224ZM244 15H245V14H244ZM244 15H241V16H243V17L245 18L246 16H244ZM252 15H253V14H252ZM252 15H251V16H252ZM257 15H256V16H257ZM263 15H264V14L262 13V16H263ZM105 16H106V15H105ZM108 16L110 17V15H108ZM118 16H119V15H118ZM179 16H180V15H179ZM194 16L197 17L196 14H195ZM194 16H193V17H194ZM220 16H221V15H220ZM223 16H222V17H223ZM231 16H229V17H231ZM234 16H236V14H235ZM241 16H238L237 19H238L239 17H241ZM109 17H108V18H109ZM111 17H112V16H111ZM116 17H117V16H116ZM119 17H120V16H119ZM153 17H154V16H153ZM153 17H152V18H153ZM166 17L168 18V16H165V15H164V18H166ZM170 17H171V16H170ZM181 17H182V15H181ZM190 17H191V16H190ZM201 17H204V16H202V14H201ZM201 17H199V18H201ZM206 17L208 18V16H206ZM216 17H217V16H216ZM216 17H215V18H216ZM243 17H242L241 19H244ZM247 17H248V16H247ZM247 17H246V18H247ZM249 17H250V16H249ZM252 17H253V16H252ZM254 17H253V18H254ZM260 17H261V16H260ZM260 17H259V18H260ZM263 17H264V16H263ZM114 18H115V17H114ZM150 18H151V17H150ZM154 18H156V17H154ZM157 18H158V23H159V19H160V18H159V17H157ZM178 18H179V17H178ZM187 18H189V17H187ZM210 18H211V17H210ZM227 18H228V15H227ZM233 18H235V17H233ZM106 19H107V18H106ZM111 19H112V18H111ZM145 19H146V18H145ZM175 19H176V18H175ZM180 19H181V18H180ZM180 19H179V20H180ZM203 19H204V18H203ZM211 19H212V18H211ZM211 19H210V20H211ZM217 19H219V18L217 17L216 20H217ZM241 19H240V21H241ZM261 19H262V17H261ZM143 20H144V17H143ZM149 20H150V19H149ZM153 20H154V19H153ZM153 20H152V21H153ZM163 20H164V19H162V21H163ZM166 20H167V19H166ZM170 20H171V18H170ZM189 20H190V19H189ZM200 20H201V19H200ZM207 20H208V22H211V21H209V19H207ZM216 20H214V21L217 22L218 20H217V21H216ZM221 20H222L221 22H223L224 19H221ZM227 20H228V19H227ZM229 20L231 21L230 18H229ZM229 20H228V21H229ZM235 20H236V18H235ZM244 20H246V19H244ZM253 20H254V19H253ZM256 20L260 21L259 19H256ZM150 21H151V20H150ZM156 21H157V20H155V22H156ZM162 21H161V23H162ZM172 21H173V20H172ZM175 21H176V20H175ZM177 21H178V20H177ZM182 21H183V18H182ZM195 21H196V20H195ZM198 21H199V20H198ZM202 21H203V20H202ZM204 21H205V20H204ZM214 21H213V22H214ZM225 21H226V20H225ZM233 21H234V20H233ZM240 21H238V22L240 23ZM242 21H243V20H242ZM248 21H249V20H248ZM248 21H246V22H248ZM250 21H251V20H250ZM258 21H257V22H258ZM155 22H154V23H155ZM163 22L166 23L167 21H163ZM188 22H190V21H188ZM191 22H193V21L191 20ZM191 22H190V24H191ZM231 22H232V21H231ZM234 22H235V21H234ZM255 22H256V21H255ZM257 22H256V23H257ZM262 22L264 23V19L262 20ZM105 23H106V22H105ZM107 23H108V22H107ZM144 23H145V22H144ZM154 23H153V24H154ZM167 23H168V22H167ZM177 23H178V22H177ZM177 23H176V24H177ZM195 23H196V22H195ZM204 23H207V22H204ZM211 23H212V22H211ZM228 23H229V22H228ZM239 23H238V24H239ZM241 23H242V22H241ZM243 23H245V21H244ZM243 23H242V24H243ZM250 23H251V22H248V24H250ZM137 24H138V23H137ZM146 24H149V22H147ZM150 24H152V23H150ZM171 24H172V23H171ZM179 24L181 25V24H183V22H182V23H179ZM179 24H178V26H179ZM185 24H186V23H185ZM185 24H184V25H185ZM190 24H189V25H190ZM193 24H194V23H193ZM222 24H223V23H222ZM222 24H221V25H222ZM224 24H225V22H224ZM226 24H227V22H226ZM236 24H237V23H236ZM238 24H237V25H238ZM242 24H241V26H242ZM246 24H247V23H246ZM257 24H258V23H257ZM139 25H142V24L140 23ZM139 25H138V27H139ZM165 25H168V26H169V24H165ZM200 25H201V24H200ZM207 25H208V24H207ZM209 25H211V24H209ZM214 25H215V23H213L212 28L214 27ZM232 25L235 26V24H232ZM237 25H236V26H237ZM243 25H244V24H243ZM254 25H255V23H254ZM259 25H260V24H259ZM143 26H144V25H143ZM146 26H147V25H146ZM153 26H154V25H153ZM162 26H164V25H162ZM172 26H173V25H172ZM178 26H176L175 29H177ZM187 26H188V25H187ZM192 26H194V25H192ZM197 26H198V25H197ZM197 26H195V28H196ZM202 26H204V24H203ZM202 26H201V27H202ZM227 26H228V25H227ZM233 26H232V27H233ZM236 26H235V27H236ZM238 26H239V25H238ZM248 26L250 27V25H248ZM251 26L253 27V25H251ZM263 26H264V25H263ZM148 27H149V26H148ZM151 27H152V25H151ZM155 27H156V25H155ZM198 27H199V26H198ZM198 27H197V28H198ZM219 27H221V26H219ZM222 27H223V26H222ZM222 27H221V28H222ZM225 27H226V25H225ZM242 27H244V26H242ZM242 27H241V30H242ZM246 27H247V26H246ZM252 27H251V28H252ZM256 27H258V26L256 25ZM132 28H133V27H132ZM146 28H147V27H146ZM181 28H182V25H181ZM181 28H180V29H181ZM184 28H185V26H184ZM187 28H191V26H190V27H187ZM192 28H193V27H192ZM202 28L204 29V27H202ZM202 28H201V29H202ZM215 28H216V27H215ZM215 28H214V29H215ZM221 28H218V29H221ZM236 28H238V27H236ZM236 28H235V30H236ZM253 28H254V27H253ZM258 28H259V27H258ZM261 28H263V27H261ZM152 29H154V28H152ZM160 29H161V28H160ZM170 29H171V28H170ZM201 29H200V30H201ZM203 29H202L201 31H205V30H203ZM205 29H206V26H205ZM208 29H209V28H208ZM218 29L216 28V31H218L219 34H220V31H221V30L219 31ZM226 29H227V28H226ZM228 29H229V27H228ZM232 29H234V27H233ZM247 29H248V27H247L245 30H247ZM263 29H264V28H263ZM263 29H262V32H263ZM143 30H144V29H143ZM156 30H159V29H157V27H156ZM166 30H167V28H166ZM168 30H169V29H168ZM188 30H189V29H188ZM223 30H225V29H223ZM248 30H249V29H248ZM250 30H251V29H250ZM256 30H257V28H256ZM260 30H261V29H259V31H260ZM133 31H134V30H133ZM150 31H151V30H150ZM162 31H163V30H162ZM181 31H182V30H181ZM184 31H185V29H184ZM195 31H196V30H195ZM197 31H199V29H197ZM197 31H196V32H197ZM230 31H231V30H230ZM237 31H238V30H237ZM243 31H244V30H243ZM252 31H253V29H252ZM108 32H109V31H108ZM154 32H155V31H154ZM154 32H153V33H154ZM169 32H170V31H169ZM176 32H177V31H176ZM178 32H179V31H178ZM182 32H183V31H182ZM207 32H208V31H207ZM213 32H214V31H212V34H213ZM221 32H222V31H221ZM225 32H226V31H224L223 33H225ZM231 32H232V31H231ZM245 32H246V31H245ZM250 32H251V31H250ZM253 32L255 33V31H253ZM256 32H257V31H256ZM260 32H261V31H260ZM262 32H261V33H262ZM137 33H138V31H137ZM137 33H136V34H137ZM153 33H152V34L150 33V35H153ZM155 33H156V32H155ZM158 33H159V31H158ZM164 33H165V32H164ZM171 33H172V32H171ZM198 33H199V32H198ZM210 33H211V32H210ZM228 33H229V30H228ZM233 33H234V31H233ZM239 33H240V32H238V34H239ZM139 34H140V30H139ZM144 34H145V33H144ZM168 34H169V33H168ZM168 34L166 33L167 36H168ZM178 34H179V33H178ZM183 34H184V33H183ZM189 34H190V33H189ZM193 34H195V33L193 32ZM199 34L201 35V33H199ZM234 34H235V33H234ZM234 34H233V35H234ZM240 34H241V33H240ZM240 34H239V35H240ZM247 34H248V33H247ZM252 34H253V33H252ZM252 34H251V35H252ZM134 35H135V34H134ZM147 35H148V34H147ZM147 35H145V36H147ZM166 35H165V36H166ZM187 35H188V34H187ZM215 35H216V32H215ZM215 35H214V36H215ZM229 35H230V34H229ZM229 35H228V37H229ZM242 35H243V34H242ZM244 35H245V34H244ZM248 35H249V34H248ZM248 35H246L245 37H249ZM255 35H256V34H255ZM145 36H144V37H145ZM157 36H159V35H157ZM157 36H156V37H157ZM162 36H163V35H162ZM170 36L172 37L173 35H170ZM178 36H180V38H184V37H183L184 35H183V36H182V35H178ZM181 36H182V37H181ZM189 36H190V35H189ZM196 36H198V35H196ZM207 36H209V35H207ZM211 36H212V35H211ZM217 36H218V35H217ZM221 36H224V34H222ZM221 36H220V37H221ZM226 36H227V35H226ZM260 36H261V35H260ZM138 37H139V35H138L135 39L137 40ZM149 37H150V36H149ZM156 37H154V38H156ZM174 37H175V36H174ZM174 37H173L171 40H173ZM185 37H186V35H185ZM192 37H193V36H192ZM200 37H201V36H200ZM202 37L205 38V37L203 36V34H202ZM220 37H219V38H220ZM228 37H227V38H228ZM230 37H231V35H230ZM240 37H242V36H240ZM240 37H239V39H240ZM250 37H251V36H250ZM258 37H259V36H258ZM258 37H257L256 39H258ZM126 38H127V37H126ZM126 38L124 37V39H126ZM145 38H146V39H145L144 41L146 42L147 37H145ZM154 38H153V39H154ZM158 38H159V37H157V41H158ZM168 38H170V37H168ZM168 38H167V42H168V40H169ZM176 38H177V37H176ZM194 38H195V37H194ZM207 38H208V37H207ZM207 38H206V39H207ZM209 38H210V37H209ZM209 38H208V39H209ZM212 38H213V37H212ZM223 38H224V37H223ZM236 38H237V37H236ZM261 38H262V37H261ZM120 39H121V38H120ZM127 39H128V38H127ZM135 39H133V40H135ZM142 39H143V38H142ZM142 39H139V40H142ZM150 39H151V37H150ZM150 39H149V40H150ZM187 39H188V36H187ZM190 39H191V38H190ZM190 39H189V40H190ZM195 39H197V38H195ZM206 39H204V40L206 41ZM214 39H215V38H214ZM214 39H213V40H214ZM220 39H221V38H220ZM225 39H226V38H225ZM230 39H231V38H230ZM234 39H235V38H234ZM241 39H242V38H241ZM245 39H246V38H245ZM248 39H249V38H248ZM251 39H252V38H251ZM251 39H250V41H251ZM253 39H254V38H253ZM253 39H252V41H253ZM262 39H263V38H262ZM139 40H137V43H139V42H138ZM165 40H166V39H165ZM182 40H183V39H182ZM184 40H185V39H184ZM221 40H222V39H221ZM228 40H229V38H228ZM231 40H232V39H231ZM242 40L244 41V38H243ZM258 40H259V41H258ZM258 40H256V42L258 41V42L261 43V40H260V39H258ZM113 41H114V40H113ZM116 41H117V40H116ZM119 41H120V40H119ZM125 41H126V40H125ZM144 41H143V42H144ZM150 41H151V40H150ZM150 41H148V42H149V45L147 44L148 47H150ZM153 41H156V40H153ZM162 41L164 42V40H162ZM179 41H180V40H179ZM197 41H198V39H197ZM197 41L195 40V42H197ZM202 41H203V40H202ZM202 41L200 42V44L202 43L203 46H205V44H209L208 42H206L205 44H203L204 41H203V42H202ZM210 41H211V40H210ZM215 41H216L215 43L218 42L216 39H215ZM222 41H223V40H222ZM243 41H242V42H243ZM247 41L249 42V40H247ZM75 42H76V41H75ZM127 42H128V41H127ZM127 42H126V43H127ZM129 42H131V41L129 40ZM132 42H133V41H132ZM169 42L172 43L171 41H169ZM190 42H192V41L190 40L188 43H190ZM193 42H194V41H193ZM193 42H192V43H193ZM211 42H212V41H211ZM231 42L234 44V41H231ZM231 42H230V43L228 42V43L230 44L229 46H231ZM240 42H241V41H240ZM245 42H246V40H245ZM151 43H152V42H151ZM154 43H156V42H154ZM158 43H159V42H158ZM170 43H168V44H170ZM182 43H183V42H182ZM218 43H220V42H218ZM57 44H58V43H57ZM124 44H125V42H124ZM140 44H141V43H140ZM140 44H139V45H140ZM143 44H144V45H142V46H145V43H143ZM175 44H177V43H175ZM178 44H179V42H178ZM178 44H177V45H178ZM180 44H181V43H180ZM190 44H191V43H190ZM195 44H196V43H195ZM220 44H221V43H220ZM233 44H232V46H233ZM235 44H236V43H235ZM241 44H242V43H241ZM241 44H240V45H241ZM245 44H246V43H245ZM245 44H244V46H245ZM250 44H251V43H250ZM250 44H248L247 46H249ZM252 44H253V43H252ZM254 44H255V42H254ZM114 45H115V44H114ZM125 45H126V47H127V44H125ZM125 45H124V46H125ZM183 45H186V44L184 43ZM192 45H194V44H192ZM202 45H199V46H202ZM214 45H215V44H214ZM227 45H228V44H227ZM227 45H226V47H227ZM236 45H237V44H236ZM259 45H260V44H259ZM74 46H75V45H74ZM136 46H137V44H136ZM142 46H141V47H142ZM161 46H162V45H161ZM175 46H176V45H175ZM175 46H174V47H175ZM195 46H196V45H195ZM206 46H207V45H206ZM206 46H205V49L203 48V51L207 49ZM208 46H209V45H208ZM229 46H228V47H229ZM238 46H239V44H238ZM242 46H243V45H241V47H242ZM251 46H252V45H251ZM255 46H256V45H255ZM257 46H258V45H257ZM262 46H263V45H262ZM111 47H113V46H111ZM131 47H132V46H131ZM133 47H135V46H133ZM141 47H140V48H141ZM146 47H147V46H146ZM148 47H147V49H148ZM159 47H160V46H159ZM172 47H173V46H171L170 49H171ZM182 47H183V46H182ZM209 47H210V46H209ZM212 47H213V46H212ZM214 47H215V46H214ZM214 47H213V48H214ZM223 47H224V46H223ZM223 47H222V48H223ZM239 47H240V46H239ZM239 47H238V48H239ZM260 47H261V46H260ZM260 47H259V48H260ZM105 48H107V47H105ZM129 48H130V47H129ZM150 48H153V47H150ZM154 48H155V46H154ZM167 48H169V45L167 46ZM175 48H176V47H175ZM177 48H181V47H178V46H177ZM199 48H200V47H199ZM219 48H221V45H220V47H218V49H219ZM233 48H234V46H233ZM242 48H243V47H242ZM244 48H247V47H244ZM252 48H253V46H252ZM103 49H104V48H103ZM114 49H115V48H114ZM122 49H123V48H122ZM134 49H135V48H134ZM137 49H138V48H137ZM137 49H136V50H137ZM143 49H144V48H143ZM160 49H161V48H160ZM172 49H173V48H172ZM187 49H188V46H187ZM191 49H192V47H191ZM194 49H195V48H194ZM200 49H201V48H200ZM208 49H209V48H208ZM211 49H212V48H211ZM214 49H215V48H214ZM216 49H217V48H216ZM218 49H217V51H218ZM225 49H226V48H225ZM227 49H228V48H227ZM229 49H230V48H229ZM231 49H232V48H231ZM234 49H235V48H234ZM236 49H237V48H236ZM236 49H235V51H236ZM250 49H251V48H250ZM253 49H254V48H253ZM255 49H256V48H255ZM262 49H263V48H262ZM262 49L260 48V50H262ZM130 50H131V49H130ZM148 50H149V49H148ZM153 50L155 51L156 49H153ZM153 50H152V51H153ZM164 50H165V47H164ZM167 50H168V49H167ZM167 50H166V51H167ZM173 50H174V49H173ZM173 50H172V51H173ZM175 50H176V49H175ZM175 50H174V52H175ZM181 50H182V49H180V50H176V51H181ZM188 50H189V49H188ZM243 50H244V49H243ZM251 50H252V49H251ZM107 51L109 52V46H108V48H107ZM124 51H125V50H124ZM142 51H143V50H142ZM154 51H153V52H154ZM161 51H163V50H161ZM168 51L170 52L171 50H168ZM172 51H171V52H172ZM182 51H183V50H182ZM185 51H186V50H185ZM192 51H194V50H192ZM192 51H191V52H192ZM200 51H201V50H200ZM208 51H209V50H208ZM210 51H211V50H210ZM252 51H253V50H252ZM254 51H255V50H254ZM104 52H105V51H104ZM112 52H113V51H112ZM116 52H117V51H116ZM119 52H120V51H119ZM121 52H122V50H121ZM149 52H150V54L152 55V52H151L150 50H149ZM169 52H168V53H169ZM187 52H188V51H187ZM187 52H186V56H187V54H188ZM191 52H189V53H191ZM196 52H198V51H196ZM205 52H206V51H205ZM213 52H215V51H213ZM218 52H219V51H218ZM229 52H230V51H228L227 53H229ZM233 52H234V50H233ZM236 52H238V51H236ZM240 52H241V51H240ZM244 52H245V51H244ZM248 52H249V49H248ZM260 52H262V51H260ZM114 53H115V52H114ZM114 53H113V54H114ZM139 53H142V52H139ZM139 53H138V54H139ZM157 53H158V52H157ZM164 53H165V52H164ZM193 53H195V51H194ZM201 53H202V52H201ZM203 53H204V52H203ZM206 53H207V52H206ZM206 53H205V54H206ZM208 53H209V52H208ZM211 53H212V52H211ZM215 53H216V52H215ZM215 53H214V54H215ZM220 53H221V52H220ZM225 53H226V52H225ZM246 53H247V52H246ZM254 53H255V52H254ZM98 54H99V53H98ZM105 54H106V53H105ZM115 54H116V53H115ZM124 54L127 55V54H128V51H127V53L125 52ZM144 54H145V53H144ZM144 54H143V56H144ZM155 54H156V53H155ZM169 54H170V53H169ZM169 54H168V55H169ZM174 54H175V53H174ZM174 54H173V55H174ZM183 54H184V53H183ZM195 54H196V53H195ZM195 54H194V55H195ZM197 54H198V53H197ZM197 54H196V58H197V56H200V55H197ZM214 54H213V55H214ZM216 54H217V53H216ZM218 54H219V53H218ZM233 54H235V53H232V56H233ZM238 54H239V53H238ZM257 54H258V52H257ZM259 54H262V53H259ZM110 55H111V53H110ZM136 55H137V54H136ZM148 55H149V54H148ZM162 55H163V54H162ZM173 55H172V56H173ZM206 55H207V54H206ZM208 55H209V54H208ZM210 55H211V54H210ZM222 55H223V54H222ZM236 55H237V53H236ZM242 55H243V53L241 54V56H242ZM253 55H254V54H253ZM253 55H252L251 57H253V60H254V58H256L257 56L255 55V56H256V57H255V56H253ZM263 55H264V54H263ZM119 56H120V55H119ZM130 56H131V55H130ZM146 56H147V55H146ZM154 56H155V55H154ZM159 56H160V54H159ZM169 56H170V55H169ZM175 56H178V55L176 54ZM191 56H193V54H192ZM225 56H226V55H225ZM232 56H230V59H231ZM234 56H235V55H234ZM241 56L239 55V57H237V58L240 59ZM248 56L250 57V55H248ZM120 57H122V56H120ZM120 57H118V58L116 57V59L118 60ZM139 57H141V54L139 55ZM144 57H145V56H144ZM181 57H182V56H181ZM187 57H189V56H187ZM201 57H202V56H201ZM201 57H200V58H201ZM205 57L207 58V56H205ZM205 57H203V58L205 59ZM222 57H223V56H222ZM228 57H229V56H228ZM242 57H244V56H242ZM245 57H246V56H245ZM251 57H250V58H251ZM142 58H143V57H142ZM142 58H140V62H141V61L143 62V59H144V58H143V59H142ZM146 58H147V57H146ZM146 58H145V59H146ZM154 58H155V57H154ZM164 58H167V57L164 56ZM169 58H170V57H169ZM169 58H168V59H169ZM175 58H176L175 61L177 62V57H175ZM179 58H180V57H179ZM200 58H199V60H200ZM212 58H213V57H212ZM215 58H216V57H215ZM217 58H220V56H218ZM223 58H224V57H223ZM246 58H247V57H246ZM109 59H111V58H109ZM113 59H114V58H113ZM116 59H115V60H116ZM121 59H122V58H121ZM126 59H127V58H126ZM129 59H130V58H129ZM132 59H133V58H132ZM136 59H138V58H136ZM141 59H142V60H141ZM157 59L159 60L160 58L157 56ZM171 59L173 60V58H171ZM183 59H185V57H184ZM189 59L192 61V57H189ZM193 59H194V58H193ZM225 59H226V57H225ZM233 59H234V58H232L231 60H233ZM235 59H236V57H235ZM238 59H237V60H238ZM247 59H248V58H247ZM258 59H259V58H258ZM263 59H264V58H263ZM138 60H139V59H138ZM146 60H147V59H146ZM178 60H179V59H178ZM180 60H181V59H180ZM194 60H195V59H194ZM207 60H210V59L208 58ZM216 60H217V59H216ZM223 60H224V59H223ZM223 60H222V61H223ZM228 60H229V59H227V61H228ZM231 60H230V61H231ZM245 60H246V59H245ZM249 60H250V59H249ZM249 60H248V61H249ZM259 60H260V59H259ZM259 60H258V61H259ZM109 61H110V60H109ZM120 61H121V60H120ZM126 61L128 62V60H126ZM129 61H130V60H129ZM153 61L155 62L156 60H153ZM166 61H169V60L166 59L165 62H166ZM175 61H173V62L176 63ZM185 61H186V60H185ZM195 61H196V60H195ZM210 61H211V60H210ZM227 61H226V64H227ZM243 61H244V60H243ZM248 61H247V62H248ZM255 61H256V60H255ZM255 61H254V62H255ZM258 61H257V62H258ZM260 61H261V60H260ZM117 62H118V61H117ZM151 62H152V61H151ZM161 62H162V64L160 63V65H163V61H161ZM169 62H170V61H169ZM171 62H172V61H171ZM173 62H172V63H173ZM178 62H179V61H178ZM186 62H187V61H186ZM193 62H194V61H193ZM213 62H214V60H213ZM216 62L218 63V61H216ZM224 62H225V61H223L222 63H224ZM234 62H235V60H234ZM236 62H237V61H236ZM100 63H101V62H100ZM123 63H124V61H123ZM130 63L132 64V62H130ZM144 63H145V62H144ZM181 63H182V62H181ZM188 63H189V61H188ZM191 63H192V62H190V64H191ZM200 63H201V61H200ZM204 63H205V62H204ZM210 63H211V62H209V65H210ZM228 63H229V62H228ZM238 63H239V62H238ZM238 63H237V64H238ZM244 63H245V62H244ZM261 63H262V61H261ZM116 64H117V63H116ZM135 64H136V63H135ZM138 64H139V62H138ZM140 64H141V63H140ZM140 64H139V65H140ZM142 64H143V63H142ZM142 64L140 65L139 68H138L139 65H137V69H139V71H140V68H142V67H141ZM151 64H152V63H151ZM164 64H165V63H164ZM168 64H169V63H168ZM170 64H171V63H170ZM176 64H178V63H176ZM176 64H173V65L175 66ZM183 64H184V61H183ZM196 64H197V62L195 63V65H196ZM201 64H202V63H201ZM201 64H199V65H201ZM207 64H208V63H207ZM212 64H213V63H212ZM224 64H225V63H224ZM226 64H225V65H226ZM237 64H236V65H237ZM259 64H260V62H259ZM259 64H258V65H259ZM113 65H115V64H113ZM128 65H129V64H128ZM153 65H154V64H153ZM153 65H152V66H153ZM156 65L159 66L158 64H156ZM156 65H154V66H156ZM165 65H166V64H165ZM180 65L182 66L181 68H183V65H182V64H180ZM180 65H179V66L176 65V66L179 68ZM187 65H189V64L186 63V65H184V66H187ZM193 65H194V63H193ZM195 65H194V66H195ZM202 65H203V64H202ZM209 65H208V66H209ZM214 65H215V64H214ZM219 65H220V64H219ZM229 65H230V64H229ZM231 65H232V63H231ZM239 65H240V64H239ZM242 65H243V64H242ZM250 65H251V63H250ZM256 65H257V64H256ZM260 65H261V67H262L263 63L260 64ZM106 66H107V65H106ZM129 66H130V65H129ZM131 66H132V65H131ZM167 66H171V65H166V67H167ZM176 66H175V67H176ZM197 66H198V64H197ZM217 66H218V64H217ZM221 66H222V65H221ZM237 66H238V65H237ZM237 66H236V67H237ZM243 66H244V65H243ZM243 66H242V67H243ZM253 66L256 67L254 64H253ZM77 67H78V66H77ZM100 67H102V66L100 65ZM114 67H118V66H114ZM114 67H113V68H114ZM125 67H126V66H125V64H124V68H125ZM162 67H164V66H162ZM162 67H161V68H162ZM192 67H193V66H191V68H192ZM199 67H200V66H199ZM202 67H203V66H202ZM212 67H213V66H212ZM226 67H227V65H226ZM248 67H249V66H248ZM248 67H247V68H248ZM250 67H251V66H250ZM250 67H249L248 69H250ZM107 68H108V71H109V68H110V67H107ZM107 68H106V69H107ZM111 68H112V67H111ZM120 68H121V65H120ZM132 68H133V67H132ZM135 68H136V65H135ZM149 68H150V67H149ZM181 68H180V69H181ZM195 68H197V67H195ZM204 68H205V67H204ZM214 68H216V66H214ZM222 68L224 69L225 66H222ZM234 68H235V66H234ZM238 68H239V67H238ZM243 68H245V66H244ZM256 68H257V67H256ZM100 69H101V68H100ZM115 69H116V70H115L116 73L118 74V72H117L118 69H117V68H115ZM125 69H126V68H125ZM142 69H143V68H142ZM144 69H145V67H144ZM144 69H143V71H144ZM146 69H147V68H146ZM166 69H167V68H166ZM176 69H177V68H176ZM176 69H175V70H176ZM180 69H179V70H180ZM189 69H190V66H189ZM206 69H207V68H206ZM212 69H213V68H212ZM212 69H211V71H212ZM217 69H218V67H217ZM227 69H228V67H227ZM251 69H252V67H251ZM254 69H255V68H254ZM94 70H95V69H94ZM113 70H114V69H112L111 71H113ZM131 70H132V69H131ZM147 70H148V69H147ZM150 70H151V69H149L148 71H150ZM154 70H156V69H154ZM167 70H168V69H167ZM170 70H171V69H170ZM181 70H182V69H181ZM185 70H186V68H185ZM187 70H188V69H187ZM193 70H194V69H193ZM195 70L197 71V69H195ZM198 70H199V68H198ZM201 70H202V69H201ZM218 70H219V69H218ZM218 70H217V71H218ZM220 70H221V68H220ZM225 70H226V69H225ZM225 70H224V71H225ZM228 70H231V68L228 69ZM234 70H235V69H234ZM234 70H233V71H234ZM244 70H245V69H244ZM252 70H253V69H252ZM252 70L250 71V73L252 72ZM260 70H261V69H260ZM98 71H99V70H98ZM100 71H101V70H100ZM105 71H106V70H105ZM125 71H126V70H125ZM134 71H135V69H134ZM159 71H160V70H159ZM163 71H164V70H163ZM176 71H177V70H176ZM206 71H207V70H206ZM206 71H205V72H206ZM236 71H237V70H236ZM238 71H239V70H238ZM246 71H247V70H246ZM255 71H257V70H255ZM255 71H253V72H255ZM258 71H259V70H258ZM140 72H141V71H140ZM151 72H152V71H150L149 73H151ZM155 72H156V71H155ZM164 72H165V71H164ZM177 72H180V71H177ZM181 72H182V71H181ZM185 72H186V71H185ZM191 72H192V71H191ZM197 72H198V71H197ZM203 72H204V70H203ZM203 72H202V76L204 77V76L206 75V73H205V75H203ZM209 72H210V71H209ZM209 72H208V73H209ZM212 72H213V71H212ZM215 72H216V71H215ZM226 72H228V71H226ZM239 72H240V71H239ZM239 72H238L237 75H236L237 72H236V73L233 72V73H235L236 76H240V75H239ZM243 72H244V71H243ZM248 72H249V71H248ZM262 72L264 73L263 70L260 71L261 74H262ZM106 73H109V72H106ZM112 73H113V72H112ZM122 73H123V72H122ZM122 73H120V75H121ZM134 73H135V72H134ZM134 73H132V75H133ZM142 73H143V72H142ZM142 73H141V74H142ZM144 73H147V71L145 70ZM153 73H154V72H153ZM153 73H152V75H154ZM159 73H160V72H159ZM165 73H167V72H165ZM168 73H169V72H168ZM170 73H171V71H170ZM172 73H173L172 76L175 75L173 71H172ZM182 73H183V72H182ZM182 73H181V74H182ZM195 73H196V72H195ZM195 73H194V76H195ZM198 73H199V72H198ZM208 73H207V74H208ZM216 73H217V72H216ZM216 73H215V74H216ZM222 73H223V72H222ZM229 73L231 74V71H230ZM229 73H228V74H229ZM241 73H242V72H241ZM244 73H245V74H244ZM244 73H243V75H246V72H244ZM94 74H95V73H94ZM137 74H138V73H137ZM162 74H164V73H162ZM183 74H185V73H183ZM183 74H182V77H181V78H185L184 76H187V73H186V75H183ZM188 74H189V73H188ZM212 74H213V73H212ZM212 74H210V75H212ZM224 74H225V73H224ZM228 74H227V78L229 79V78H231V77H228V76H229ZM255 74H256V72H255ZM261 74H260V76H262ZM95 75H96V74H95ZM105 75H106V74H105ZM120 75H119V77H120ZM123 75H124V74H123ZM143 75H144V74H143ZM146 75H147V74H146ZM179 75H180V74H179ZM219 75H220V74H219ZM235 75H234V76H235ZM249 75H250V74H249ZM253 75H254V74H253ZM256 75H257V74H256ZM121 76H122V75H121ZM147 76H148V75H147ZM158 76H159V75H158ZM166 76H167V75H166ZM166 76H164L165 79H166ZM169 76H170V74H169ZM169 76H167V77H169ZM199 76H200V75H199ZM199 76H197V77H199ZM202 76H201V77H202ZM212 76H214V75H212ZM215 76H216V75H215ZM217 76H218V75H217ZM222 76H223V74H222ZM222 76H221V78H222ZM225 76H226V74H225ZM231 76H232V74H231ZM234 76H233V78H234ZM257 76H259V75H257ZM102 77H103V74H102ZM104 77H106V76H104ZM109 77H110V76H109ZM109 77H108V78H109ZM113 77H114V76H113ZM135 77L137 78V76H135ZM138 77H139V76H138ZM145 77H146V76H145ZM145 77H144V78H145ZM149 77H150V74H149ZM149 77H148V78H149ZM153 77H154V76H153ZM174 77H175V76H174ZM191 77H192V76H191ZM201 77H200V78H201ZM203 77H202V78H203ZM244 77H245V76H244ZM247 77H248V76H247ZM254 77H255V76H254ZM110 78H111V77H110ZM128 78H129V75H128ZM133 78H134V77H133ZM140 78H141V77H140ZM142 78H143V77H142ZM142 78H141V79H142ZM154 78H155V77H154ZM154 78H153V79H154ZM160 78H161V76H160ZM179 78H180V77H179ZM179 78H178V79H179ZM189 78H190V77H188V80H189ZM192 78H193V77H192ZM204 78H205V77H204ZM212 78H213V77H212ZM216 78H217V77H216ZM218 78H219V77H218ZM236 78H237V80H238V77H236ZM236 78H235V79H236ZM242 78H243V77H242ZM248 78H250V76H249ZM255 78H257V77H255ZM261 78H262V77H261ZM76 79H77V78H76ZM101 79H102V78H101ZM103 79H104V78H103ZM111 79H112V78H111ZM111 79H108V80H111ZM123 79H125V78H123ZM129 79H130V78H129ZM129 79H128V81H129ZM149 79H150V78H149ZM153 79H151V80H152V83H153ZM155 79H156V78H155ZM167 79H168V80H171V79H169V78H167ZM167 79H166V80H167ZM193 79H194V78H193ZM193 79H192V81H193ZM195 79H196V77H195ZM208 79H210L209 76H208ZM208 79H207V81H208ZM239 79H240V78H239ZM250 79H251V78H250ZM262 79H263V78H262ZM104 80H105V79H104ZM108 80L106 81V83L108 82ZM116 80H117V79H116ZM134 80H135V79H134ZM134 80H133V82L136 84L137 82L134 81ZM138 80H139V79H138ZM138 80H137V81H138ZM145 80H146V79H145ZM157 80L159 81L160 79L158 78ZM168 80H167V81H168ZM172 80H173V79H172ZM172 80H171V81H172ZM188 80H187V81H188ZM190 80H191V79H190ZM202 80H203V79H202ZM205 80H206V78L204 79V82H205ZM217 80H218V79H217ZM233 80H234V79H232L231 81H233ZM246 80H247V79H246ZM84 81H85V80H84ZM99 81H100V80H99ZM114 81H115V80H114ZM117 81H120V80L118 79ZM130 81H131V80H130ZM130 81H129V83L132 84V83H131L132 81H131V82H130ZM143 81H144V80H143ZM149 81H150V80H149ZM155 81H156V80H155ZM171 81H170V84H172ZM174 81L177 82V79H176V80L174 79ZM180 81H181V80H180ZM185 81H186V80H185ZM185 81H184V83H183V81H182L181 83H183L184 85H186V84H185ZM192 81H191V82H192ZM196 81H199V79L196 80ZM209 81H210V80H209ZM214 81H215V80H214ZM220 81H221V80H220ZM223 81H224V79H223ZM223 81H221V82H222V85L225 86L226 83H228V82H226V83L224 82V83H225V85H224V84H223ZM225 81H226V80H225ZM227 81H228V80H227ZM231 81H230V83H231ZM247 81H248V80H247ZM253 81H255V80H253ZM111 82H112V81H111ZM111 82H110V83H111ZM122 82H123V81H122ZM125 82H126V81H125ZM159 82H160V84H161L163 81H162V82L159 81ZM189 82H190V81H189ZM249 82H250V81H249ZM255 82H256V81H255ZM94 83H95V82H94ZM118 83H119V82H118ZM134 83H133L132 85H135ZM138 83H139V81H138ZM138 83H137V84H138ZM140 83H141V82H140ZM146 83H148V81H147ZM149 83H151V81H150ZM149 83H148V84H149ZM154 83H155V82H154ZM154 83H153V84H154ZM168 83H169V82H168ZM174 83H175V82H174ZM174 83H173V84H174ZM194 83H196V82H194ZM198 83H199V82H198ZM198 83H197V84H198ZM205 83H206V82H205ZM208 83H209V82H208ZM234 83H235V82H234ZM236 83H237V81H236ZM239 83H243V82L240 80ZM252 83H253V82H252ZM119 84H120V83H119ZM130 84H129V85H130ZM156 84H157V83H156ZM163 84H164V82H163ZM166 84H167V83H166ZM173 84H172V85H173ZM175 84H176V83H175ZM191 84H192V83H191ZM197 84H195V88H196V89H197V86H196ZM202 84H204V83H201L200 86H202ZM211 84H213V81H212ZM211 84H210V85H211ZM217 84H218V82H217V83H214L213 85H217ZM257 84H258V82H257ZM97 85H98V84H97ZM127 85H128V84H127ZM138 85H139V87L142 86V85L140 86V84H138ZM138 85H137V86H138ZM144 85H146V84H144ZM144 85H143V86H144ZM161 85H162V84H161ZM161 85H160V86H161ZM168 85H169V84H168ZM172 85H170V86H171L170 88H172V87L174 86V85H173V86H172ZM181 85H182V84H181ZM181 85H180V86H181ZM198 85H199V84H198ZM207 85H208V84H207ZM210 85H209V86H210ZM227 85H228V84H227ZM237 85H238V83H237ZM244 85H245V84H244ZM244 85H243V86H244ZM246 85H247V84H246ZM246 85H245V86H246ZM248 85H249V84H248ZM248 85H247V86H248ZM259 85H260V84H259ZM112 86H113V84H112ZM118 86H119V85H118ZM123 86H125V85H123ZM147 86H148V85H146V87H147ZM152 86H153V85H152ZM152 86H150V87H152ZM157 86H158V85H157ZM157 86H156V88H157ZM162 86H163V85H162ZM192 86H193V85H192ZM200 86H199V87H200ZM211 86H212V85H211ZM217 86H218V85H217ZM217 86H216L215 88H217ZM219 86H220V84H219ZM230 86H231V85H230ZM233 86L235 87L236 85H233ZM240 86H241V84H240ZM252 86H253V85H252ZM76 87H77V86H76ZM128 87H129V86H127V89H128ZM130 87L134 88V86H130ZM139 87H138V88H139ZM174 87H175V86H174ZM178 87H179V85H178ZM182 87H183V86H182ZM203 87H204V85H203ZM206 87H207V86H206ZM221 87H222V86H221ZM221 87H220V90H221ZM231 87H232V86H231ZM236 87H239V86H236ZM254 87H255V86H254ZM256 87H259V86L256 85ZM256 87H255V88H256ZM261 87H262V83H261ZM263 87H264V86H263ZM132 88H131V90H132ZM185 88H186V87H185ZM185 88H184V89H185ZM187 88H188V86H187ZM193 88H194V87H193ZM212 88H213V87H212ZM212 88H211V89H212ZM229 88H230V87H227V89H229ZM232 88H233V87H232ZM249 88H253V87H249ZM255 88H254V89H255ZM75 89H76V88H75ZM79 89H81V88H79ZM120 89H121V87H120ZM141 89H143V87H142ZM157 89L159 90V86H158ZM164 89H165V87H164ZM176 89H178V88H176ZM188 89L190 90V88H188ZM199 89H201V88H199ZM203 89H205V88H203ZM211 89H210V90H211ZM233 89H234V88H233ZM239 89H241V88H239ZM242 89H243V87H242ZM242 89H241V90H242ZM245 89H248V88H245ZM257 89H259V88H257ZM135 90H136V89H135ZM135 90L133 89L132 92L135 91ZM143 90H144V89H143ZM143 90H142V91H143ZM205 90H206V89H205ZM207 90H208V88H207ZM207 90H206V91H207ZM212 90H213V89H212ZM214 90H215V89H214ZM216 90H217V89H216ZM230 90H231V89H230ZM234 90H235V89H234ZM234 90H233V91H234ZM236 90H237V88H236ZM248 90H249V89H248ZM255 90H256V89H255ZM84 91H85V90H84ZM98 91H99V90H98ZM149 91H150V88H149ZM152 91H153V90H152ZM156 91H157V90H156ZM166 91H168V93H169V90H168V89H167ZM183 91H184V90H183ZM192 91H193V90H192ZM218 91H219V90H218ZM237 91H238V90H237ZM251 91H252V90H251ZM253 91H254V90H253ZM253 91L251 92V94L253 93ZM256 91H257V90H256ZM259 91H260V90H259ZM75 92H76V91H75ZM119 92H121V91H119ZM145 92H146V91H145ZM172 92H173V89H172ZM177 92H178V94H179V91H177ZM177 92H176V93H177ZM180 92H181V90H180ZM184 92H185V91H184ZM196 92H197V91H196ZM199 92H202V91H199ZM238 92H239V91H238ZM127 93H128V92H127ZM138 93H139V90H138ZM138 93H135V94H134V92H133L132 94H134V96H136V95L138 96V95L141 93V91H140L139 94H138ZM146 93H148V91H147ZM156 93H157V92H156ZM159 93H160V91H159ZM174 93H175V92H174ZM185 93H186V92H185ZM185 93H184V95H185ZM188 93H190V91H189ZM194 93H195V92H194ZM206 93H208V92H206ZM210 93H211V92H210ZM223 93H224V92H223ZM235 93H236V92H234V94H235ZM243 93L246 94V91L243 90ZM243 93L240 94V95H242V96H241V97L239 98V100H237V101H240L241 98L243 99V97L245 96V95L243 96ZM247 93H248V92H247ZM255 93H256V92H255ZM259 93H260V92H259ZM262 93L264 94L263 91H262ZM116 94H117V93H116ZM116 94H115V95H116ZM118 94H119V93H118ZM118 94H117V95H118ZM141 94H142V93H141ZM144 94H145V93H144ZM148 94H149V93H148ZM151 94H152V93H151ZM153 94H154V93H153ZM153 94H152V96H154ZM169 94H170V93H169ZM171 94H173V93H171ZM199 94H201V93H199ZM216 94H217V92H216ZM219 94H220V92H219ZM226 94H227V93H226ZM228 94H229V93H228ZM231 94L233 95V92H232ZM248 94H249V93H248ZM77 95H79V94H77ZM84 95H85V94H84ZM84 95H83V96H84ZM95 95H96V94H95ZM115 95H114V96H115ZM117 95H116V96H117ZM159 95H160V94H159ZM161 95H162V93H161ZM165 95H166V94H165ZM176 95H177V94H176ZM188 95H189V94H188ZM192 95H194V94L192 93L190 96H192ZM201 95H202V94H201ZM201 95H199V96H201ZM203 95H204V94H203ZM220 95H221V94H220ZM235 95H236V94H235ZM237 95H238V94H237ZM237 95H236V96H237ZM240 95H238V97H239ZM255 95H256V94H255ZM259 95H261V94H258L257 98L259 97ZM110 96H111V95H110ZM110 96H109V97H110ZM112 96H113V95H112ZM112 96H111V97H112ZM125 96H126V95H125ZM125 96H124V97H125ZM137 96H136V98H139V97H140V96H138V97H137ZM142 96H143V95H142ZM149 96H150V98H152L151 95H149ZM149 96L147 95V98H149ZM157 96H158V95H157ZM167 96H168V95H167ZM178 96H179V98H180V95H178ZM186 96H187V94H186ZM196 96H197V95H195V97H196ZM209 96H212V94L209 95ZM209 96L207 95L206 99H207ZM218 96H219V95H217V97H218ZM221 96H223V94H222ZM249 96H250V95H249ZM249 96H245V97H249ZM261 96H262V95H261ZM73 97H74V96H73ZM120 97H122V96H120ZM120 97H119V98H120ZM144 97L146 98V95H145ZM162 97H163V96H162ZM170 97H171V96H170ZM181 97H182V96H181ZM203 97H204V96H203ZM203 97H202V98H203ZM213 97H214V95H213ZM229 97H230V96H229ZM231 97H232V96H231ZM245 97H244V98H245ZM252 97H253V96H252ZM80 98H81V97H80ZM117 98H118V96L116 97V99H117ZM125 98H126V97H125ZM130 98H131V97H130ZM130 98H129V99H130ZM136 98H135V99H136ZM140 98H141V97H140ZM157 98H158V97H157ZM165 98H167V97H165ZM172 98H174V97H172ZM184 98H185V97H184ZM204 98H205V97H204ZM209 98H210V97H209ZM214 98H215V97H214ZM214 98H213V99L211 98V99L214 100ZM225 98H227V96H226ZM250 98H251V97H250ZM113 99H114V98H113ZM116 99H115V100H116ZM126 99H127V98H126ZM129 99H128V100H129ZM131 99H132V98H131ZM135 99H134V97H133V100H134V101H136ZM159 99H160V98H159ZM159 99H158V101H159ZM186 99H187V98H186ZM186 99H184V101H185ZM193 99H194V97H193ZM211 99H210V101H211ZM223 99H224V98H223ZM227 99H228V98H227ZM229 99H230V98H229ZM231 99H232V98H231ZM245 99H246V98H245ZM245 99H244V101H245ZM248 99H249V98H248ZM248 99H247V100H248ZM251 99H252V98H251ZM109 100H110V99H109ZM109 100H108V101H109ZM119 100H121V99H119ZM139 100H140V102H141V100H143V99H139ZM162 100H163V99H162ZM164 100H165V99H164ZM166 100H167V99H166ZM169 100H170V99H169ZM179 100L181 101V99H179ZM182 100H183V99H182ZM190 100H191V99H190ZM197 100H198V99H197ZM199 100H200V99H199ZM215 100H216V99H215ZM217 100H218V99H217ZM254 100H256V99H254ZM258 100H260V99H258ZM110 101H111V100H110ZM110 101H109V102H110ZM122 101H124V99H123ZM144 101H145V100H144ZM146 101H149V99H148V100L146 99ZM152 101H153V100H152ZM156 101H157V100H156ZM176 101H177V100H176ZM176 101H175V102H176ZM184 101H183V102H184ZM202 101H204V100H202ZM202 101H201V103H203ZM219 101H220V102H221V101L223 102V100H219ZM224 101L226 102L225 99H224ZM234 101H235V99H234ZM249 101H252V100H249ZM256 101H257V100H256ZM109 102H108V103H109ZM112 102H113V101H112ZM119 102H120V101H119ZM137 102L140 103L138 100H137ZM150 102H151V101H150ZM154 102H155V101H154ZM169 102H170V101H169ZM169 102H168V103H169ZM171 102H172V100H171ZM173 102H174V101H173ZM181 102H182V101H181ZM185 102H187V100H186ZM192 102H193V101H192ZM199 102H200V101H199ZM215 102H216V101H215ZM215 102H214V103H215ZM220 102H219V103H220ZM227 102H228V101H227ZM231 102H232V100H231ZM235 102H236V101H235ZM235 102H233V105L235 104ZM257 102H258V101H257ZM257 102L254 101V103H257ZM261 102H262V101H261ZM108 103H107V104H108ZM113 103L115 104V102H113ZM113 103H112V104H113ZM117 103H118V102H117ZM117 103H116V104H117ZM122 103H123V102H122ZM122 103H121V104H122ZM126 103H127V102H126ZM159 103H162V102H159ZM165 103H166V102H165ZM168 103H167V104H168ZM190 103H191V102H190ZM197 103H198V101H197ZM197 103L195 102V105H196ZM214 103H212V105H214ZM237 103H238L237 105H239V102H237ZM247 103H249V102H247ZM262 103H263V102H262ZM104 104H105V103H104ZM116 104H115V105H116ZM136 104H137V103H136ZM143 104H144V103H141V105H143ZM147 104H148V102H147ZM147 104H146L145 106H144V105H143V106L146 107ZM152 104H153V102H152ZM156 104H157V103H156ZM156 104H155V105H156ZM162 104H163V103H162ZM169 104H171V103H169ZM180 104H181V103H180ZM180 104H179V106H176V108H178V107H181V108H182V107L184 106L183 104H182V106H180ZM184 104H185V103H184ZM187 104H188V102L186 103V105H187ZM206 104H207V102H206ZM216 104L218 105V103H216ZM226 104L229 105V103H226ZM230 104H231V103H230ZM243 104H246V103L244 102ZM109 105H110V104H109ZM119 105H120V104H119ZM137 105H138V104H137ZM137 105H136V106H137ZM148 105H149V104H148ZM160 105H161V104H160ZM173 105H174V104H173ZM189 105H190V104H188V107H189ZM192 105H193V104H192ZM195 105H193V107H194ZM197 105L199 106V104H197ZM204 105H205V102H204ZM204 105H203V107H204ZM220 105H221V104H220ZM222 105H225V103H223ZM233 105H231V109L234 110V108H232ZM253 105H254V104H253ZM255 105H257V104H255ZM263 105H264V104H263ZM124 106H125V105H124ZM134 106H135V105H134ZM134 106H133V107H134ZM149 106H151V105H149ZM149 106H148V107H149ZM158 106H159V104H158ZM158 106H157V107H158ZM164 106H165V109H164V108H163V109L166 110V109H167V106H166L165 104H164ZM190 106H191V105H190ZM198 106H197V107H198ZM200 106H201V105H200ZM200 106H199V107H200ZM205 106H206V105H205ZM214 106H215V105H214ZM225 106H226V105H225ZM246 106H247V104H246ZM246 106H245V108L248 109L249 106H248V107H246ZM250 106H251V105H250ZM80 107H81V106H80ZM109 107H110V106H109ZM111 107H112V106H111ZM111 107H110V108H111ZM113 107H114V106H113ZM113 107H112V108H113ZM116 107H117V106H116ZM122 107H123V106H122ZM139 107H140V106H139ZM157 107H156V108H157ZM161 107H162V106H161ZM168 107H169V106H168ZM173 107H174V106H173ZM199 107H198V108H199ZM206 107H207V106H206ZM215 107H216V106H215ZM220 107H221V106H220ZM233 107H234V106H233ZM235 107H236V106H235ZM261 107H262V105H261ZM114 108H115V107H114ZM114 108H113V110H114ZM126 108H128V107H126ZM170 108H172V107L170 106ZM174 108H175V107H174ZM184 108H185V107H184ZM207 108H208V107H207ZM210 108H211V107H210ZM218 108H219V107H218ZM218 108H217V109H218ZM221 108L223 109V107H221ZM221 108H220V110H221ZM238 108H240V105H239V107L237 106V109H236V108H235V109L238 110ZM258 108H259V107H258ZM258 108H257V109H258ZM82 109H83V108H82ZM118 109H119V108H118ZM118 109H117V110H118ZM129 109H130V108H129ZM135 109H136V108H135ZM185 109H187V108H185ZM193 109H194V108H193ZM196 109H197V108H196ZM200 109H201V107H200ZM200 109H198V110H200ZM214 109H215V108H214ZM227 109H228V107H227ZM229 109H230V108H229ZM231 109H230V110H231ZM241 109H242V107H241ZM253 109H254V107H253ZM79 110H80V109H79ZM83 110H84V109H83ZM83 110H82V111H83ZM104 110H105V109H104ZM108 110H109V109H108ZM108 110H107V111H108ZM122 110H123V109H122ZM127 110H128V109H127ZM131 110H132V109H131ZM141 110H142V109H141ZM143 110H145V109H143ZM171 110H173V109H171ZM174 110H175V109H174ZM187 110H188V109H187ZM191 110H192V109H191ZM191 110H190V111H191ZM194 110H195V109H194ZM202 110H203V109H202ZM204 110H205V109H204ZM225 110H226V108H225ZM239 110H240V109H239ZM255 110H256V109H255ZM255 110H253V111H255ZM258 110H261V109H258ZM262 110H264V109L262 108ZM80 111H81V110H80ZM110 111H111V109H110ZM118 111H119V110H118ZM135 111L137 112V111H138V108H137V110H135ZM146 111H147V110H146ZM154 111H155V110H154ZM154 111L152 112V115H153ZM176 111H178V110L176 109ZM176 111H175V112H176ZM184 111H185V110H184ZM200 111H201V110H200ZM211 111H212V110H211ZM215 111H216V113H217V110H215ZM215 111H214V112H215ZM223 111H224V109H223L221 112H223ZM227 111H228V110H227ZM231 111H232V110H231ZM247 111H250V108H249V110H246V111H245L246 113H249V112H247ZM256 111H257V110H256ZM256 111H255V114L257 113ZM88 112H89V111H88ZM90 112H91V111H90ZM124 112H125V111H124ZM129 112H130V111H129ZM140 112H141V111H140ZM140 112H137V113H140ZM148 112H149V111H148ZM163 112H164V111H163ZM169 112H170V113H169ZM169 112H168V113H169V116H170L171 111H169ZM173 112H174V111H173ZM175 112H174V115L179 116L178 114H181V113H178V112H181L180 110L177 112V114H176ZM188 112H189V111H188ZM188 112H187V115H189ZM195 112H197V111L195 110ZM204 112H205V111H204ZM204 112L202 111V114H203ZM208 112H210V110H209ZM208 112H206V113L208 114ZM212 112H213V111H212ZM212 112H210L209 115L212 116ZM221 112H220V113H221ZM224 112H225V111H224ZM235 112H236V111H235ZM241 112H242V111H241ZM241 112H240V113H241ZM260 112H261V111H260ZM84 113H85V112H84ZM103 113H104V112H103ZM111 113L113 114V112H111ZM114 113H115V112H114ZM116 113H117V112H116ZM118 113H119V112H118ZM120 113H121V111H120ZM130 113H131V112H130ZM142 113H143V112H142ZM144 113H145V112H144ZM156 113H157V116H156V117H158L159 112L156 111ZM165 113H166V112H165ZM182 113H183V111H182ZM189 113H190V112H189ZM198 113H199V112H198ZM200 113H201V112H200ZM227 113H228V112H227ZM232 113H233V112H232ZM232 113H231V114H232ZM238 113H239V112H238ZM243 113H244V112H243ZM253 113H254V112H253ZM262 113H264V111L261 112V114H262ZM105 114H106V113H105ZM131 114L133 115V113H131ZM191 114H192V111H191ZM231 114H230V111H229V115H230V116H231ZM235 114H236V113H235ZM251 114H252V112H251ZM258 114H259V113H258ZM261 114H260V115H261ZM81 115H82V114H81ZM115 115H116V114H115ZM117 115H118V114H117ZM138 115H139V114H138ZM144 115H146V114H144ZM144 115H141V116H144ZM150 115H151V114H150ZM152 115H151V118H152ZM159 115H160V114H159ZM181 115H182V114H181ZM187 115H186V119H185V116H184V122H183V120H182L183 124L189 122V121L185 122V120H187ZM192 115H193V114H192ZM194 115H195V114H194ZM205 115H206V114H205ZM225 115H226V114H225ZM227 115H228V114H227ZM240 115H241V114H240ZM243 115H244V114H242V116H243ZM245 115H247V114H245ZM249 115H250V113H249ZM113 116H114V115H112V117H113ZM128 116L130 117V115H128ZM136 116H137V114H136ZM139 116H140V115H139ZM146 116H148V115H146ZM146 116H145V117H146ZM153 116H154V115H153ZM160 116L162 117L163 115H160ZM160 116H159V118H160ZM164 116H165V115H164ZM164 116H163V117H164ZM166 116H167V114H166ZM169 116H168V117H169ZM172 116H173V114H172ZM177 116H176V118H177ZM202 116H203V115H202ZM217 116H218V115H217ZM220 116H222V115H220ZM232 116H233V115H232ZM234 116H235V115H234ZM250 116H251V115H250ZM250 116H249V120H250ZM263 116H264V115H263ZM89 117H90V115H89ZM91 117H92V116H91ZM109 117H111V115H109ZM112 117H111V118H112ZM156 117H154L155 120H156ZM180 117H181V116H180ZM180 117H178V118H180ZM192 117H193V116H192ZM195 117H196V116H195ZM195 117L192 118V121H193V120L195 121V119H196L197 117H199V115H197L196 118H195ZM200 117H201V114H200ZM213 117H214V116H212L211 119H212ZM225 117H226V116H225ZM236 117H237V116H236ZM243 117H244V116H243ZM246 117H247V116H246ZM246 117H245V118H246ZM251 117H252V116H251ZM256 117H259V116H256ZM106 118H107V116H106ZM140 118H141V121H142V117H140ZM143 118H144V117H143ZM165 118H167V117H165ZM169 118H170V117H169ZM169 118H168V119H169ZM172 118H173V117H172ZM172 118H170V120H172ZM182 118H183V117H182ZM201 118H204V117H201ZM207 118H208V116H207ZM209 118H210V117H209ZM209 118H208V119H209ZM218 118H219V117H218ZM221 118H222V117H221ZM230 118H232V117H230ZM261 118H262V115H261ZM88 119H89V118H88ZM93 119H94V118H93ZM95 119H96V118H95ZM104 119H105V118H104ZM121 119H122V117H121ZM131 119H132V116H131ZM135 119H136V118H135ZM145 119H146V118H145ZM152 119H153V118H152ZM162 119H163V118H162ZM225 119H226V118H225ZM225 119H224V120H225ZM232 119H234V118H232ZM236 119H237V118H236ZM236 119H234V121L231 120V123L233 122V124H234V122H236V121H235ZM239 119H240V118H239ZM247 119H248V118H247ZM252 119H253V118H252ZM252 119H251V120H252ZM254 119H255V117H254ZM263 119H264V118H262V120H263ZM86 120H87V119H86ZM150 120H151V119H150ZM155 120H153V122H154ZM163 120H164V119H163ZM163 120H162V124H163ZM173 120H174V119H173ZM177 120H178V119H177ZM177 120H176V122H177ZM179 120H180V122H181V119H179ZM203 120H204V121H207V120H205V119H203ZM209 120H210V119H209ZM218 120H220V119H218ZM221 120H222V119H221ZM241 120L244 121V120H246V119H242V118H241ZM257 120H258V119H257ZM257 120H256V121H257ZM110 121H112V120H110ZM132 121H133V120H132ZM134 121H135V120H134ZM134 121H133V122H134ZM139 121H140V120H139ZM139 121H137V122H139ZM151 121H152V120H151ZM157 121H158V119H157ZM164 121H165V120H164ZM197 121H198V119H197ZM216 121H217V120H216ZM225 121H226V120H225ZM243 121H242V122H243ZM252 121H253V120H252ZM112 122L114 123V121H112ZM116 122H117V121H116ZM137 122H135V123H137ZM142 122H143V124H144V119H143ZM142 122H140V123H142ZM149 122H150V121H149ZM149 122H145L146 127L148 126L147 123H149ZM159 122H160V121H159ZM159 122H158V123H159ZM174 122H175V121H174ZM195 122H196V121H195ZM198 122H199V121H198ZM212 122H213V121H212ZM214 122H215V121H214ZM214 122H213V124H214ZM217 122H218V121H217ZM217 122H216V123H217ZM220 122H221V121H220ZM220 122H219V123H220ZM229 122H230V119H229ZM242 122H241V123H242ZM247 122H248V121H247ZM250 122H251V121H250ZM263 122H264V121H263ZM101 123H102V122H101ZM113 123H112V124H113ZM150 123H151V122H150ZM169 123H171V121H170ZM169 123H168V124H169ZM177 123L179 124V122H177ZM191 123H192V122H191ZM200 123H201V121H200ZM203 123L205 124L206 122H203ZM132 124H133V123H132ZM143 124H141V125H143ZM145 124H144V125H145ZM166 124H167V122H166ZM197 124H198V123H197ZM197 124H196V125H197ZM210 124H211V120H210ZM217 124H218V123H217ZM217 124H215V127H214V128H215V130H216L217 132H219L220 135H221V132L223 131V130H222V125L219 124V125L217 126ZM222 124H223V123H222ZM228 124H229V123H228ZM233 124H231L232 127L235 125V124H234V125H233ZM237 124H239V122H238ZM245 124H247V123H245ZM249 124H250V123H249ZM251 124H252V123H251ZM257 124H258V123H257ZM120 125H121V123H120ZM134 125H135V124H134ZM138 125H139V124H138ZM141 125H140V127H143V126H141ZM170 125H171V124H170ZM172 125H174V123H173ZM172 125H171V126H172ZM185 125H186V124H185ZM188 125H191V124L189 123ZM192 125H193V123H192ZM194 125H195V124H194ZM199 125H200V124H199ZM202 125H203V124H202ZM202 125H201V127H202ZM224 125H225V124H224ZM247 125H248V124H247ZM247 125H246V126H247ZM260 125H261V123H260ZM114 126H115V125H114ZM114 126H112V127H114ZM135 126H136V125H135ZM151 126H155V123H154L153 125H151ZM160 126H162V125H160ZM163 126H164V124H163ZM165 126H166V125H165ZM171 126H170V128H171ZM178 126H179V125H178ZM180 126H181V125H180ZM204 126H205V125H204ZM207 126H208V124H207ZM207 126H205V127L207 128ZM211 126H212V125H211ZM227 126H228V125H227ZM229 126H230V124H229ZM237 126H239V125H237ZM243 126H244V125H243ZM89 127H90V126H89ZM123 127H124V126H123ZM146 127H145V128H146ZM157 127H158V126H157ZM157 127H155V128H157ZM167 127H168V125H167ZM181 127H182V126H181ZM183 127H184V126H183ZM186 127H187V126H186ZM189 127H190V126H189ZM192 127H193V126H192ZM192 127H191V128H192ZM196 127H198V126H196ZM199 127H200V126H199ZM232 127H230V129H231ZM235 127H236V126H235ZM241 127H242V126H241ZM241 127H238V129L241 128ZM251 127H252V126H251ZM255 127H256V126H255ZM255 127H254V128H255ZM258 127H259V126H258ZM119 128H120V127H119ZM127 128L130 129V128L128 127V125H127ZM132 128H133V126H132ZM134 128H135V127H134ZM187 128H188V127H187ZM203 128H204V127H203ZM203 128H202V129L199 128V129H200V130H203ZM208 128H209V127H208ZM208 128H207V129H208ZM214 128H213V130H214ZM225 128H226V126H225ZM254 128H253V129H254ZM260 128H262V125H261ZM139 129H140V128H139ZM151 129H152V127L150 128V130H151ZM157 129H159V128H157ZM162 129H163V128H162ZM164 129H165V127H164ZM173 129H174V128H173ZM184 129H185V127H184ZM194 129H195V126H194ZM233 129H234V128H233ZM233 129H232V130H233ZM236 129H237V128H236ZM241 129H245V128L242 127ZM251 129H252V128H251ZM251 129H250V131L253 130V129H252V130H251ZM255 129H256V128H255ZM263 129H264V128H263ZM263 129H262V130H263ZM104 130H105V129H104ZM112 130H113V129H112ZM118 130H119V129H118ZM132 130H133V129H132ZM132 130H130V131H132ZM142 130H143V129H142ZM167 130H168V131H169V130L171 131L172 128H171V129H168V128H167ZM178 130L182 131L181 128H179ZM188 130H190V129H188ZM200 130H199V131H200ZM226 130H229V129H226ZM226 130H225V131H226ZM120 131H121V130H120ZM133 131H134V130H133ZM133 131H132V132H133ZM136 131H137V130H136ZM139 131H140V130H139ZM174 131H175V129L173 130V134H174ZM176 131H177V130H176ZM184 131H185V130H184ZM190 131H191V130H190ZM197 131H198V129H197ZM197 131H196V132H197ZM203 131H204V130H203ZM207 131H209V130H207ZM233 131H234V130H233ZM233 131H232V132H233ZM235 131L237 132V130H235ZM238 131H239V130H238ZM256 131H257V130H256ZM256 131H255V132H256ZM123 132H124V131H123ZM127 132H129V131L127 130ZM145 132H146V131H145ZM155 132H156V131H153L152 134H153V135H156L157 133L154 134ZM158 132H159V131H158ZM161 132H162V130H161ZM165 132H166V131H165ZM165 132H164V135H165ZM185 132H186V131H185ZM185 132H184V133H185ZM201 132H202V131H201ZM205 132H206V131H205ZM230 132H231V131H230ZM236 132H235V133H236ZM245 132H246V131H244V133H242V134H245ZM260 132H261V131H260ZM130 133H131V132H129L128 135H131ZM134 133H135V131H134ZM137 133H138V132H137ZM141 133H142V132H141ZM143 133H144V131H143ZM143 133H142V134H143ZM150 133H151V131L149 132V136L152 137V135H150ZM180 133H181V132H180ZM186 133H188V132H186ZM189 133H191V132H189ZM193 133H195V132L193 131L192 134H193ZM203 133H204V132H203ZM211 133H214V132H211ZM227 133H228V132H227ZM235 133H234V135H235ZM240 133H241V131L239 132V134H240ZM248 133H251V132H247L246 134L248 135ZM253 133H254V132H253ZM263 133H264V132H263ZM121 134H122V133H121ZM142 134H141V137H142ZM147 134H148V133H147ZM166 134H167V132H166ZM170 134H171V133L169 132V135H170ZM182 134H183V133H182ZM197 134H199V132H197L195 135H197ZM200 134H201V133H200ZM214 134H215V133H214ZM237 134H238V133H237ZM237 134H236L234 137H237ZM246 134H245V135H246ZM258 134H259V132H258ZM258 134H257V135H258ZM132 135H133V134H132ZM132 135H131V136H132ZM137 135H138V134H137ZM144 135H145V133H144ZM160 135H161V134H160ZM169 135H168V136H169ZM178 135H179V133H178ZM203 135H204V134H203ZM203 135H201L202 138H204ZM220 135H219V136L217 135V136H218L217 138H219ZM222 135H225V132H224V134H222ZM229 135H231V134H229ZM251 135L254 137L253 134H251ZM251 135H250V136H251ZM117 136H118V135H117ZM131 136H130V138H131ZM135 136H136V135H135ZM168 136H167V137H168ZM172 136H174V135H172ZM172 136H170V137H172ZM179 136H181V135H179ZM184 136H186V135H184ZM187 136H188V134H187ZM211 136H213V135L211 134ZM214 136H215V135H214ZM226 136H227V135H226ZM231 136H232V135H231ZM239 136H240V135H239ZM241 136H242V135H241ZM119 137H120V136H119ZM124 137H125V136H124ZM155 137H157V136H155ZM177 137H178V136H177ZM188 137H189V136H188ZM191 137H192V136H191ZM194 137H195V136H194ZM196 137L198 138V136H196ZM205 137H207V136H206V133H205ZM208 137H210V136H208ZM208 137H207V138H208ZM255 137H256V135H255ZM255 137H254V138H255ZM259 137H260V136H259ZM261 137H262V136H261ZM261 137H260V138H261ZM121 138H122V137H121ZM121 138H120V139H121ZM130 138L128 137L129 141H130ZM138 138H139V137H138ZM153 138H154V137H153ZM162 138H164V137H162ZM165 138H166V136H165ZM181 138H182V137H181ZM197 138H196V140H197ZM199 138H200V137H199ZM199 138H198V139H199ZM207 138H204V139L208 140L209 138H208V139H207ZM225 138L227 139V137H225ZM225 138H224V139H225ZM239 138H240V137H239ZM248 138H250L249 135H248ZM256 138H257V137H256ZM109 139H110V136H109ZM142 139H143L142 141H144V139L147 141V140H149L150 138L148 137V138L146 139V138L144 137V138H142ZM156 139H158V138H156ZM160 139H161V138H160ZM194 139H195V138H193L192 140H194ZM211 139H212V138H211ZM224 139H221V138L219 139L220 144H226V143H224V141H225ZM230 139H231V138H230ZM230 139H229V141H230ZM233 139H234V138H233ZM233 139H231L232 142H233ZM251 139H253V138L251 137ZM258 139H259V138H258ZM263 139H264V138H262V142L260 141L261 144L264 142ZM125 140H126V139H125ZM131 140H132V138H131ZM152 140H154V139H152ZM152 140H151V141H152ZM165 140H166V139H165ZM165 140H164V143H165ZM168 140H169V139H168ZM168 140H167V143H168ZM173 140H175V139H173ZM189 140H190V139H189ZM192 140H191V141H192ZM206 140H205V143H206ZM212 140H215V137H214V139H212ZM240 140H242V138H241ZM253 140H254V139H253ZM260 140H261V139H260ZM151 141H150V143H151ZM161 141H162V140H161ZM169 141H170V140H169ZM171 141H172V139H171ZM171 141H170V142H171ZM175 141H176V140H175ZM185 141H186V143H187V140H185ZM194 141H195V140H194ZM194 141H193V142H194ZM202 141H204V140H202ZM208 141H209V140H208ZM227 141H228V140H227ZM251 141H252V140H251ZM257 141H259V140H257ZM122 142H123V141H122ZM140 142H141V141H140ZM162 142H163V141H162ZM182 142H183V140H182ZM200 142H201V140H200ZM216 142H217V140H216ZM232 142H231V143H232ZM240 142H241V141H240ZM245 142H246V141H245ZM245 142H244V143H245ZM125 143H126V142H125ZM148 143H149V142H148ZM148 143L145 142V144H148ZM156 143H157L156 140H155V142L153 141L154 146H156V145L158 146V144H156ZM158 143H160V142H158ZM171 143H172V142H171ZM171 143H170V147H171ZM174 143H175V142H174ZM174 143H173V144H174ZM188 143H189V141H188ZM191 143H192V142H191ZM191 143H189V145H190ZM195 143H196V142H195ZM195 143H194V144H195ZM197 143H198V141H197ZM208 143H209V142H208ZM208 143H206L205 145H208ZM227 143H228V142H227ZM236 143H237V142H236ZM236 143H235V144H236ZM248 143H249V142H248ZM254 143H255V142H254ZM130 144H131V142H130ZM162 144H163V143H162ZM194 144H192V145L194 146ZM213 144H214V143H213ZM229 144H230V143H229ZM252 144H253V143H252ZM121 145H122V144H121ZM143 145H144V143H143ZM148 145H149V144H148ZM151 145H152V144H151ZM151 145H150V147H151ZM167 145H168V144H167ZM176 145H179V143L177 144V141H176ZM181 145H182V144H180V146H181ZM209 145H210V144H209ZM233 145H234V144H233ZM244 145H246V144H244ZM255 145H258V143L255 144ZM112 146H113V145H112ZM116 146H117V144H116ZM133 146H134V145H133ZM133 146H132V148H133ZM144 146H145V145H144ZM152 146H153V145H152ZM154 146H153V147H154ZM157 146H156V147H157ZM165 146H166V145H165ZM197 146H198V145H197ZM197 146H195V147H197ZM199 146H200V143H199ZM199 146H198V147H199ZM212 146H213V145H212ZM216 146H218V145H216ZM216 146H214V147H216ZM221 146H222V145H221ZM223 146H224V145H223ZM223 146H222V147H223ZM227 146H228V145H227ZM229 146H230V145H229ZM247 146H248V145H247ZM249 146H250V145H249ZM249 146H248V148H251V147H249ZM96 147H97V146H96ZM135 147H137V145H136ZM135 147H134V149H135ZM139 147H141V146H139ZM139 147H138V148H139ZM146 147H147L148 149H150L148 146H146ZM153 147H152V149H153ZM156 147H154V148H156ZM160 147H162V146H160ZM174 147H175V144H174ZM184 147H186V146H184ZM184 147H183V149L185 150ZM195 147H194V148H195ZM206 147H207V146H206ZM224 147H225V146H224ZM224 147H223V148H224ZM233 147H236V146H233ZM237 147H239V146H237ZM253 147H254V146H252V148H253ZM260 147H261V146H260ZM138 148H136V149H138ZM163 148H164V147H163ZM163 148H162V149H163ZM177 148H179V147L177 146ZM191 148H193V147L191 146L190 149H191ZM194 148H193V149H194ZM201 148H202V147H201ZM207 148H209V147H207ZM220 148H221V147H219L218 149H220ZM239 148H240V147H239ZM243 148H244V147L242 146L241 149H243ZM255 148H257V146H255ZM255 148H254V150H255ZM262 148H263V147H262ZM116 149H117V148H116ZM123 149H124V146H123ZM123 149H122V151H123ZM157 149H158V148H157ZM159 149H161V148H159ZM165 149H166V148H165ZM168 149H169V148H168ZM175 149H176V148H174L173 150H175ZM190 149H189V150H190ZM193 149H191V150L193 151ZM198 149H199V148H198ZM198 149H197V151H196V148H195L194 151H196V152L198 153V152H199ZM215 149H217V148H215ZM225 149H226V148H225ZM228 149H229V147H228ZM237 149H238V148H237ZM263 149H264V148H263ZM96 150H97V149H96ZM117 150H119V149H117ZM140 150H141V149H139V151H140ZM146 150H147V149H145V151H146ZM150 150H151V149H150ZM153 150H154V149H153ZM176 150L178 151L179 149H176ZM176 150H175V151H176ZM181 150H182V148H181ZM184 150H183V151H184ZM231 150H233V149H231ZM231 150H230V151H231ZM247 150H248V149H247ZM247 150H245L244 152H246ZM254 150H253V151H254ZM260 150H261V149H260ZM124 151H125V150H124ZM128 151H129V150H128ZM135 151H136V150H135ZM143 151H144V149H143ZM185 151H186V150H185ZM185 151H184V153H185ZM194 151H193V152H194ZM200 151H201V150H200ZM218 151H219V150H218ZM226 151H228V150H226ZM226 151H225V152H226ZM236 151H237V150H236ZM249 151H250V150H249ZM249 151H248V152H249ZM255 151H257V149H256ZM262 151H264V150H262ZM89 152H90V151H89ZM113 152H114V151H113ZM140 152H141V151H140ZM151 152H152V151H151ZM158 152H159V150H158ZM158 152H157V153H158ZM165 152H166V151H165ZM172 152H173V151H172ZM207 152H208V151H207ZM213 152H214V151H213ZM221 152H223V149H222ZM234 152H235V150H234ZM234 152H233V153H234ZM240 152H242V151H240ZM250 152H252V151H250ZM257 152H258V151H257ZM125 153H126V152H125ZM141 153H143V152H141ZM141 153H140V155H141ZM149 153H150V151H148V153H146V154L149 155ZM155 153H156V152H155ZM160 153H163V151L160 152ZM187 153H188V151H187ZM194 153H195V152H194ZM215 153H216V152H215ZM217 153H218V152H217ZM233 153L231 152V155H232ZM238 153H239V152H238ZM253 153L258 154L259 152H258V153L253 152ZM113 154H115V153H113ZM113 154H112V155H113ZM127 154H128V153H127ZM132 154H133V153H132ZM150 154H151V153H150ZM153 154H154V151H153L152 155H153ZM158 154H159V153H158ZM158 154H157V155H158ZM176 154H177V153H176ZM185 154H186V153H185ZM185 154H184V156H185ZM190 154H191V153H190ZM192 154H193V153H192ZM198 154H199V153H198ZM211 154H214V153H211ZM219 154H220V153H219ZM221 154H222V153H221ZM224 154H225V153H224ZM228 154H230L229 151H228ZM240 154H241V153H240ZM244 154H245V153H244ZM255 154H251V155L254 156ZM259 154H260V153H259ZM261 154H262V153H261ZM112 155H111V156H112ZM157 155H156V156H157ZM159 155H160V154H159ZM163 155H164V154H162V156H163ZM166 155H168V154H166ZM166 155H165V156H166ZM169 155H170V154H169ZM174 155H175V154H174ZM177 155H180V152H179V154H177ZM177 155H176L175 157H179V156H177ZM188 155H189V154H187L186 157H187ZM203 155H204V154H203ZM203 155L200 156V157H203ZM251 155H250V157H251ZM262 155H263V154H262ZM115 156H116V155H115ZM170 156H171V155H170ZM170 156H169V157H170ZM191 156H192V155H191ZM191 156L189 155V157H191ZM195 156H196V155H195ZM211 156H212V155H211ZM219 156L222 157L223 155H219ZM224 156H225V155H224ZM236 156H237V154H236ZM260 156H261V155H260ZM117 157H118V156H117ZM124 157H125V156H124ZM128 157H129V156H128ZM128 157H127V158H128ZM143 157H145V156H143ZM148 157H149V156H148ZM159 157H160V156H159ZM169 157H166V158H169ZM173 157H174V156H173ZM173 157H172V158H173ZM182 157H183V155H182ZM198 157H199V156H198ZM204 157H207V155L204 156ZM215 157L217 158L218 155L215 156ZM226 157H227V155H226ZM228 157H230V155H229ZM240 157H242V155H240ZM257 157H258V156H257ZM93 158H94V157H93ZM136 158H137V157H136ZM141 158H142V156H141ZM141 158H140V159H141ZM166 158H164V159H166ZM192 158H193V156H192ZM212 158H214V157H212ZM216 158H215V159H216ZM218 158H219V157H218ZM218 158L216 159V161H218ZM222 158H223V157H222ZM235 158H236V157H235ZM252 158H253V157H252ZM252 158H251V162H252ZM261 158H263V157H260V159H261ZM123 159H124V158H123ZM128 159H129V158H128ZM145 159H146V157H145ZM147 159H148V158H147ZM150 159H151V158H150ZM150 159H148V160L150 161ZM155 159H156V157H155ZM169 159H171V158H169ZM169 159H168V160L166 159V160H167L166 163L169 161ZM173 159L176 160V158H173ZM179 159H180V158H179ZM183 159L185 160L186 158H183ZM183 159H181V160H183ZM187 159H188V158H187ZM196 159H197V156H196L195 160H196ZM204 159H207V161L204 160V161H206V162H208V160H209L208 158H204ZM219 159H220V158H219ZM229 159L231 160L232 157H230ZM239 159H240V158H239ZM243 159H244V157H243L242 160H240V161H243ZM248 159H250V158H248ZM253 159H255L254 161H255V165H256V158L254 157ZM258 159H259V158H258ZM116 160H117V158H116ZM142 160H143V159H142ZM160 160H161V158H160ZM162 160H163V159H162ZM188 160H190V158H189ZM188 160H187V161H188ZM191 160H192V159H191ZM210 160H211V159H210ZM232 160L234 161V155H233V159H232ZM232 160H231V163H232ZM236 160H238V159H236ZM236 160H235V162H236ZM117 161H118V160H117ZM117 161H115V162H117ZM131 161L135 162V159H134V160L131 159ZM146 161H147V160H146ZM149 161H148V162H149ZM170 161H172V160H170ZM198 161H201V160L198 159ZM213 161H215V160L213 159ZM221 161H222V160H221ZM240 161H238V163H239ZM249 161H250V160H249ZM257 161H259V160H257ZM109 162H110V161H109ZM173 162H174V161H173ZM177 162H178V161L176 160V165H177ZM189 162H190V161H189ZM189 162H188V163H189ZM202 162H203V161H202ZM211 162H212V161H211ZM226 162H227V161H226ZM229 162H230V161H229ZM244 162H245V161H244ZM246 162H247V160H246ZM251 162H248V163L250 164ZM124 163H125V162H124ZM127 163H128V162H126V163L124 164V166H125V165H128ZM130 163H131V162H130ZM140 163H141V162H140ZM144 163H145V162H144ZM144 163H142V164H144ZM151 163H152V161H151ZM160 163L162 164L161 161H160ZM166 163H165V164H166ZM179 163H184V162L181 161V162H179ZM179 163H178V164H179ZM185 163H186V162H185ZM200 163H201V162H199V164H200ZM212 163H213V162H212ZM216 163H217V162H216ZM216 163H215V164H216ZM219 163H221V162H218L217 165H219ZM231 163H230V164H231ZM236 163H237V162H236ZM238 163H237V164H238ZM95 164H96V163H95ZM117 164H118V163H117ZM121 164H123V162H122ZM131 164H132V163H131ZM131 164H129V165L132 167L134 163H133L132 165H131ZM136 164H137V162L135 163V166H136ZM145 164H146V163H145ZM155 164L157 165V163H155ZM173 164H175V162H174ZM190 164H191V163H190ZM194 164H195V163H194ZM196 164H198V163L196 162ZM196 164H195V165H196ZM240 164H241V163H240ZM244 164H246V163H244ZM244 164H243V167L240 166V167H242L241 169H244V168H245V167H244V166H245ZM259 164H261V161L259 162ZM259 164H258V165H259ZM140 165H141V164H140ZM140 165H139V166H140ZM150 165H151V164H150ZM153 165H154V163H153ZM162 165H163V164H162ZM171 165H172V163H171ZM180 165H181V164H180ZM187 165H188V164H187ZM205 165H206V164H205ZM213 165H214V163H213ZM220 165H222V164H220ZM220 165H219V166H220ZM231 165L233 166V164H231ZM238 165H239V164H238ZM246 165H247V164H246ZM262 165H264V164H262ZM112 166H113V164H112ZM130 166H129V167H130ZM135 166H133V167H135ZM137 166H138V164H137ZM137 166H136V167H137ZM139 166H138V167H139ZM148 166H149V165H148ZM166 166H167V165H166ZM202 166H203V165H202ZM210 166H211V165H210ZM222 166H223V165H222ZM225 166H226V165L224 164V167H222V168H225ZM232 166H231L230 168H232ZM234 166H235V164H234ZM259 166H261V165H259ZM116 167H117V166H116ZM119 167H120V165H119ZM126 167H127V168H126ZM126 167H125L126 169H129L128 166H126ZM143 167H145V165H144ZM151 167H152V166H151ZM160 167H161V166H160ZM168 167H169V166H168ZM168 167H165L166 170H167ZM172 167H174V165H173ZM172 167H171V168H172ZM177 167H179V166H177ZM177 167H176V169H175V168H174V169L177 170ZM197 167H198V166H197ZM212 167H213V166H211V168H212ZM217 167H218V166H217ZM217 167H216V168H217ZM256 167H257V166H256ZM262 167H263V166H262ZM111 168H112V167H111ZM117 168H118V167H117ZM121 168H122V167H121ZM148 168L150 169V166H149ZM184 168H186V166H184V164H183V169H184ZM188 168H189V166H188ZM190 168H191V167H190ZM201 168H202V167H201ZM204 168H205V169H204V173H205V171L207 170V169H206V166H205ZM216 168H215V169H216ZM226 168H227V167H226ZM237 168L239 169L238 166H237ZM251 168H252V167H251ZM251 168H248V169H251ZM126 169L123 168L122 170L126 171ZM140 169H141V168H140ZM143 169H144V168H143ZM143 169H142V170H143ZM152 169H153V167H152ZM152 169H151V171H153ZM160 169H161V168H160ZM163 169H164V168H163ZM181 169H182V168H181ZM209 169H210V168H209ZM213 169H214V168H213ZM254 169H255V168H254ZM134 170H135V169H134ZM134 170H133V171H134ZM144 170L147 171V169H144ZM144 170H143V171H144ZM166 170H165V171H166ZM169 170H170V168H169ZM171 170H172V169H171ZM190 170H191V169H190ZM190 170H189V171H190ZM229 170L231 171V169H229ZM244 170H246V168H245ZM251 170H252V169H251ZM251 170H250V171H251ZM258 170H261V169H258ZM258 170L256 169V171H258ZM263 170H264V169H263ZM263 170H262V171H263ZM108 171H109V170H108ZM116 171H117V170H116ZM116 171H115V172H116ZM133 171H132V172H133ZM137 171H138V170H137ZM137 171L135 170V172H137ZM148 171H149V170H148ZM151 171H150V172H151ZM182 171H183V170H182ZM189 171H188V172H189ZM200 171H202V170H200ZM209 171H212V170H209ZM216 171H218V169H217ZM220 171H222V170H220ZM220 171H219V172H220ZM223 171H224V170H223ZM241 171H242V170H241ZM247 171H248V170H246V172H247ZM253 171H254V170H253ZM121 172H122V171H121ZM141 172H142V171H141ZM141 172H140V173H141ZM157 172H158V171H157ZM157 172H156V173H157ZM166 172H167V171H166ZM170 172H172V171H170ZM173 172H174V171H173ZM179 172H180V169H179ZM179 172H177V173H179ZM183 172H184V171H183ZM183 172H182V174H183ZM226 172H227V170H226ZM233 172H236V171H233ZM242 172H243V171H242ZM242 172H240V173H242ZM258 172H261V171H258ZM112 173H113V172H112ZM117 173H119V172L117 171ZM129 173H130V172H129ZM142 173H143V172H142ZM151 173H152V172H151ZM191 173H192V171H191ZM191 173H190V175H191ZM202 173H203V172H202ZM208 173H209V172L207 171V175H208ZM229 173H230V172H229ZM231 173H232V171H231ZM231 173H230V174H231ZM240 173H239V174H240ZM247 173H249V171H248ZM247 173H245V174L243 173L242 175L244 176V175H246ZM250 173H253V172L251 171ZM256 173H257V172H256ZM261 173H262V172H261ZM89 174H90V173H89ZM110 174H111V173H110ZM122 174H123V173H122ZM134 174H136V173H134ZM165 174L167 175L168 173H165ZM173 174H174V173H173ZM194 174H195V173H194ZM210 174L212 175V172H211ZM217 174H218V173H217ZM217 174H216V176H217ZM221 174H223V173H221ZM221 174H220V175H221ZM227 174H228V172H227ZM233 174H235V173H233ZM259 174H260V173H259ZM117 175H120V174H117ZM128 175H129V174H128ZM128 175H127V176H128ZM142 175H143V174H142ZM146 175H147V172H146ZM156 175H157V174H156ZM166 175H165V176H166ZM169 175H170V174H169ZM171 175H172V173H171ZM179 175H180V174H179ZM263 175H264V174H262V176H263ZM115 176H116V174H115ZM162 176H164V175H162ZM167 176H168V175H167ZM167 176H166V177H167ZM174 176H175V175H174ZM185 176H188V175H185ZM208 176H209V175H208ZM208 176H207V177H208ZM213 176H214V175H213ZM227 176H228V175H227ZM233 176H234V175H233ZM248 176H249V174L247 175V177H248ZM252 176H253V175H252ZM254 176H256V175H254ZM257 176H260V175H257ZM79 177H80V176H79ZM136 177H138V175H136ZM139 177H140V174H139ZM139 177H138V178H139ZM143 177H144V176H143ZM146 177H147V176H146ZM193 177H194V176H193ZM220 177H221V176H220ZM229 177H231V176H229ZM229 177H227V178L229 179ZM117 178H119V177L117 176ZM130 178H132V176H131ZM134 178H135V177H134ZM151 178H152V177H151ZM153 178H154V177H153ZM160 178H161V177H159V179H160ZM168 178H169V177H168ZM181 178H182V177H181ZM195 178H196V177H195ZM211 178H212V177H211ZM225 178H226V177H225ZM227 178H226V179H227ZM231 178H232V177H231ZM237 178H238V177H237ZM240 178H241V177H240ZM253 178H254V177H253ZM257 178H258V177H257ZM257 178H256V179H257ZM260 178H261V177H260ZM263 178H264V177H263ZM86 179H87V178H86ZM110 179L112 180V178H110ZM122 179H124V178H121V180H122ZM141 179H142V178H141ZM176 179H177V178H176ZM176 179H175V180H176ZM186 179H187V178H186ZM209 179H210V177H209ZM248 179L251 180V178H248ZM256 179H254V180H256ZM258 179H259V178H258ZM117 180H118V179H117ZM124 180H125V179H124ZM129 180H130V179H129ZM131 180L133 181V179H131ZM131 180H130V181H131ZM173 180H174V179H173ZM189 180H190V178H189ZM207 180H208V178H207ZM207 180H206V182L209 184V181H210V180H208V181H207ZM241 180H242V179H241ZM245 180H246V176H245ZM250 180H249V181H250ZM252 180H253V179H252ZM254 180H253V181H254ZM126 181H127V177H126ZM170 181H171V180H170ZM191 181H192V180H191ZM191 181H189V182H191ZM198 181H199V180H198ZM213 181H214V180H213ZM213 181H212V182H213ZM221 181H222V180H221ZM224 181H225V180H224ZM258 181H259V180H258ZM261 181H263V180H261ZM112 182H113V181H112ZM117 182H118V181H117ZM119 182H120V181H119ZM147 182H149V181L147 180ZM147 182H145V183H147ZM160 182H161V181H160ZM173 182H174V181H173ZM194 182H195V181H194ZM199 182H200V181H199ZM212 182H211L209 185H212V184H213ZM216 182H217V181H216ZM228 182H230V181H227V183H228ZM235 182H237V181L235 180ZM240 182H241V181H240ZM263 182H264V181H263ZM107 183H108V182H107ZM107 183H106V184H107ZM110 183H111V182H110ZM124 183H125V182H124ZM128 183H129V182H128ZM128 183H127V184H128ZM154 183H155V182H154ZM157 183H158V182H157ZM195 183L198 184L197 181H196ZM222 183H223V181H222ZM230 183H232V181H231ZM254 183H255V181H254ZM261 183H262V182H261ZM261 183H260V184H261ZM112 184L114 185V182H113ZM112 184H111V185H112ZM119 184H120V183H119ZM119 184L117 183V186H118ZM147 184H148V183H147ZM150 184H151V183H150ZM168 184H169V183H168ZM188 184H191V183H188ZM192 184H194V183H192ZM214 184H216V183H214ZM214 184H213V185H214ZM239 184H242V183H239ZM245 184H246V181H245ZM251 184H252V182H251ZM258 184H259V183H258ZM109 185H110V184H109ZM113 185H112V186H113ZM125 185H126V184H125ZM128 185H129V184H128ZM145 185H146V184H145ZM162 185H163V184H162ZM166 185H167V184H166ZM173 185H174V184H173ZM175 185H176V184H175ZM249 185H250V184H248V186H249ZM255 185H256V184H255ZM107 186H108V185H107ZM117 186H116V187H117ZM119 186H120V185H119ZM121 186H124V185L122 184ZM147 186H148V185H147ZM155 186H156V185H155ZM167 186H168V185H167ZM202 186H203V185H201V188H202ZM222 186H223V185H222ZM229 186H230V184H229ZM253 186H254V184H253ZM260 186H261V185H260ZM260 186L258 187L259 189H260ZM262 186H264V184H263ZM262 186H261V187H262ZM114 187H115V186H114ZM124 187H125V186H124ZM135 187H136V185H135ZM139 187H140V186H139ZM139 187H138V189H139ZM149 187H150V186H149ZM152 187H153V186H152ZM159 187H160V186H159ZM194 187H195V186H194ZM197 187H198V186H197ZM203 187H206V186H203ZM214 187L216 188V186H214ZM225 187H227V186L225 185ZM230 187H231V186H230ZM230 187H227V188H230ZM236 187H237V186H236ZM242 187H243V186H242ZM242 187H241V188H242ZM245 187H246V185H245ZM86 188H87V187H86ZM110 188H111V187H110ZM128 188H129V187H128ZM153 188H154V187H153ZM189 188H190V187H189ZM192 188H193V185H192ZM198 188H199V187H198ZM218 188H219V187H218ZM250 188H251V187H250ZM253 188H255V187H253ZM258 188H257V189H258ZM262 188H263V187H262ZM96 189H97V188H96ZM112 189H113V188H112ZM122 189H123V188H122ZM131 189H132V188H131ZM133 189H134V188H133ZM133 189H132V190H133ZM140 189H141V188H140ZM140 189H139V190H140ZM164 189H165V188H164ZM168 189H169V188H168ZM187 189H188V188H187ZM193 189H194V188H193ZM202 189H203V188H202ZM208 189H210V188H208ZM230 189H231V188H230ZM247 189H248V187H247ZM257 189H255V190H257ZM125 190H126V188H125ZM151 190H152V189H151ZM153 190H154V189H153ZM159 190H160V189H159ZM203 190H204V189H203ZM205 190H206V189H205ZM237 190H238V188H237ZM242 190H243V189H242ZM245 190H246V189H245ZM248 190H249V191H252V189H248ZM248 190H247V191H248ZM253 190H254V189H253ZM165 191H166V190H165ZM185 191H186V190H185ZM185 191H184V192H185ZM194 191H196V190L194 189ZM198 191L201 192L202 190L200 191V190L198 189ZM233 191H234V190H233ZM239 191H240V190H239ZM263 191H264V190H262V192H263ZM113 192H114V191H113ZM129 192H131V191H129ZM136 192H137V191H136ZM136 192H135V193H136ZM155 192H156V191H155ZM177 192H178V191H177ZM182 192H183V190H182ZM182 192H181V193H182ZM206 192H207V191H206ZM213 192H214V190H213ZM252 192H253V191H252ZM260 192H261V191H260ZM260 192H259V193H260ZM262 192H261V193H262ZM138 193H139V192H138ZM167 193L169 194V192H167ZM174 193H176V192H173V194H174ZM190 193H191V190H190ZM201 193H202V192H201ZM203 193H205V192L203 191ZM217 193H218V192H217ZM219 193H221V192H219ZM225 193L227 194L226 191H225ZM240 193H241V192H240ZM248 193H249V192H248ZM248 193H247V195H248ZM256 193H257V192H256ZM263 193H264V192H263ZM124 194H125V193H124ZM130 194H132V193H130ZM130 194L128 193V195H130ZM152 194H153V193H152ZM155 194H156V193H155ZM178 194H180V193H178ZM209 194H210V193H209ZM234 194H236V193H234ZM242 194H243V193H242ZM254 194H255V193H254ZM108 195H109V194H108ZM113 195H114V194H113ZM137 195L139 196V194H137ZM137 195H136V196H137ZM145 195H146V194H145ZM159 195H160V194H159ZM197 195H198V194H197ZM201 195H202V194H201ZM201 195L199 194V198H200V200H202L201 197H200ZM205 195H206V193H205ZM239 195H240V194H239ZM239 195H238V199H239ZM249 195H250V193H249ZM249 195H248V197H249ZM82 196H83V195H82ZM151 196H152V195H151ZM161 196H163V194H162ZM168 196H169V195H168ZM170 196H171V195H170ZM184 196H185V195H184ZM188 196H189V195H188ZM194 196L196 197V195H194ZM212 196H213V194H212ZM212 196H211V197H212ZM221 196H222V194H221ZM252 196H253V195H252ZM256 196L259 197V195H256ZM260 196H262V195H260ZM85 197H86V196H85ZM118 197H119V196H117V198H118ZM139 197H140V196H139ZM144 197H145V196H144ZM173 197H175V195H174ZM189 197H190V196H189ZM189 197H188V199H189ZM197 197H198V196H197ZM216 197H217V194H216ZM244 197H245V196H244ZM244 197H243V199H244ZM68 198H69V197H68ZM113 198H114V197H113ZM117 198H115V199L117 200ZM121 198H122V197H121ZM126 198H127V197H126ZM158 198H159V197H158ZM158 198H157V199H158ZM160 198H161V197H160ZM181 198H182V197H181ZM193 198H194V197H193ZM199 198L196 199V201L199 200ZM205 198H206V197H205ZM212 198H213V197H212ZM220 198H221V197H220ZM227 198H229V196H228ZM235 198H236V196H235ZM235 198H234V199H235ZM240 198H242V196H241ZM246 198H247V197H246ZM246 198H245V199H246ZM250 198H252V197H250ZM115 199H114V201H115ZM118 199H119V198H118ZM138 199H139V198H138ZM166 199H167V198H166ZM177 199H178V198H177ZM179 199H180V197H179ZM191 199H192V198H191ZM194 199H195V198H194ZM215 199H216V198H215ZM218 199H219V198H218ZM224 199H226V197H224ZM224 199H222V201H223ZM229 199H231V198H229ZM254 199H255V198H254ZM256 199H260V198H256ZM124 200H125V199H124ZM159 200H160V199H159ZM164 200H165V199H164ZM167 200H169V197H168ZM180 200H182V199H180ZM211 200H212V199H211ZM213 200H214V199H213ZM216 200H217V199H216ZM216 200H215V202H216ZM227 200H228V199H227ZM235 200H236V199H235ZM246 200H247V199H246ZM263 200H264V198H263ZM127 201H128V200H127ZM148 201H149V199H148ZM188 201H189V200H188ZM194 201H195V200H193L192 203H193ZM196 201H195V203L197 204L198 201H197V202H196ZM202 201H203V200H202ZM219 201H220V199H219ZM222 201H221V203H224V204H227V203H228V202L225 203L224 201H223V202H222ZM229 201H232V200H229ZM236 201H237V200H236ZM238 201H239V200H238ZM241 201H243V200H241ZM244 201H245V200H244ZM248 201H249V200H248ZM259 201H260V200H259ZM117 202H118V201H117ZM117 202H115V203L118 204ZM138 202H140V201H138ZM149 202H151V201H149ZM166 202H167V201H166ZM173 202H174V201H172V203H173ZM177 202H178V200H177ZM179 202H180V201H179ZM190 202H191V201H190ZM213 202H214V201H213ZM217 202H218V201H217ZM239 202H240V201H239ZM253 202H255V201H253ZM128 203H130V202H128ZM141 203H142V202H141ZM144 203H145V202H144ZM168 203H169V202H168ZM170 203H171V202H170ZM175 203H176V202H175ZM184 203H185V202H184ZM187 203H188V202H186V204H187ZM192 203H191V204H192ZM205 203H206V202H205ZM209 203H211V202H209ZM219 203H220V202H219ZM230 203H231V202H230ZM250 203L252 204V202H250ZM250 203H249V205H250ZM257 203H258V202H257ZM260 203H261V202H260ZM263 203H264V202H263ZM130 204H131V203H130ZM149 204H150V203H149ZM158 204H159V202H158ZM161 204H162V203H161ZM163 204H164V202H163ZM166 204H167V203H166ZM182 204H183V202H182ZM198 204H199V203H198ZM232 204H233V203H232ZM232 204H231V206H233ZM234 204H236V202H235ZM238 204H239V203H238ZM238 204H236V205H238ZM242 204H243V202H242ZM246 204H247V203H246ZM261 204H262V203H261ZM147 205H148V204H147ZM156 205H157V204H156ZM156 205H155V207H157ZM167 205H168V204H167ZM167 205H166V206H167ZM174 205H175V204H174ZM178 205H179V204H178ZM193 205H194V204H193ZM206 205H207V203H206ZM217 205L220 206L219 204H217ZM239 205H240V204H239ZM243 205H244V204H243ZM254 205H255V204H254ZM257 205H258V204H257ZM132 206H133V204H132ZM144 206H145V205H144ZM151 206H152V203H151ZM160 206H161V205H160ZM169 206H170V205H169ZM190 206H191V205H190ZM190 206H189V208H190ZM195 206H196V205H195ZM198 206H200V205H197L196 208H198ZM215 206H216V205H214V208H215ZM221 206H223V205L221 204ZM245 206H246V205H245ZM259 206H261V205H259ZM115 207H116V206H115ZM128 207H129V206H128ZM140 207H141V206H140ZM148 207H150V206H148ZM176 207H177V206H176ZM178 207H179V206H178ZM186 207H187V206H186ZM204 207H205V206H204ZM207 207L209 208V206H207ZM223 207H225V206H223ZM228 207L230 208V205H229V204H228L227 208H228ZM239 207L241 208V206H239ZM239 207H238L239 212H240V211L244 212L243 209L240 210ZM254 207H255V206H254ZM261 207H262V206H261ZM86 208H87V207H86ZM86 208H85V209H86ZM146 208H147V207H146ZM151 208H153V206H152ZM159 208H160V207H159ZM165 208H166V207H165ZM170 208H171V207H170ZM172 208H173V207H172ZM196 208H195V211H196ZM216 208H217V207H216ZM218 208H219V207H218ZM220 208H221V207H220ZM225 208H226V207H225ZM244 208H245V207H244ZM248 208H249V207H248ZM250 208H251V206H250ZM250 208H249V210H251ZM252 208H253V207H252ZM262 208H263V207H262ZM62 209H63V208H62ZM115 209H116V208H115ZM130 209H131V208H130ZM166 209L168 210V208H166ZM173 209H174V208H173ZM187 209H188V208H187ZM199 209H200V208H199ZM199 209H198V210H199ZM204 209L206 210L207 208H204ZM204 209H203V210H204ZM210 209H212V208L210 207ZM230 209H231V208H230ZM255 209L257 210V208H255ZM263 209H264V208H263ZM263 209H262V210H263ZM125 210H126V209H125ZM125 210H124V211H125ZM132 210H135V209L132 208L131 211H132ZM162 210H163V209H162ZM167 210H166V211H167ZM183 210H184V209H183ZM185 210H186V209H185ZM192 210H193V209H191L190 212H191ZM219 210H220V209H219ZM219 210H218V211H219ZM223 210H224V209H223ZM234 210L236 211V208H234ZM249 210H247V208H246V210H245L246 214H248L247 211H249ZM262 210H261V212H262ZM146 211H147V210H146ZM149 211H150V210H149ZM152 211H154V209H152ZM156 211H157V210H156ZM156 211H155V212H156ZM160 211H161V210H160ZM169 211H171V210H169ZM186 211H188V210H186ZM210 211H211V210H209V212H210ZM216 211H217V209H216ZM216 211H215V212H216ZM228 211H229V209H228ZM228 211H227V212H228ZM231 211H232V209H231ZM237 211H238V210H237ZM150 212H151V211H150ZM158 212H159V210H158ZM162 212H163V211H162ZM162 212H161V213H162ZM167 212H168V211H167ZM174 212L177 213L176 211H174ZM197 212L199 213V211H197ZM202 212H205V211H202ZM202 212H201V215L203 214ZM209 212H208V213H209ZM212 212H213V211H212ZM212 212L210 213V215H212ZM229 212H230V211H229ZM232 212H233V211H232ZM239 212H237V214H238ZM256 212H257V211H256ZM256 212H254V210H253L252 214H253V213H256ZM263 212H264V210H263ZM116 213H117V211H116ZM116 213H115V214H116ZM123 213H124V212H123ZM159 213H160V212H159ZM165 213H166V212H165ZM180 213H181V212H180ZM186 213H187V212H186ZM192 213H194V212H192ZM195 213H196V212H195ZM198 213H197V215H198ZM213 213H214V212H213ZM240 213H241V212H240ZM250 213H251V212H250ZM258 213H260V212L258 211ZM258 213H256V214H258ZM127 214H128V213H127ZM162 214H163V213H162ZM171 214H172V213H171ZM177 214H178V213H177ZM189 214H190V213H189ZM189 214H186V215L181 214V216L183 217V215H184V216L187 217V215H189ZM204 214H206V213H204ZM204 214H203V215H204ZM216 214H217V213H216ZM220 214H221V213H220ZM224 214H225V212H224ZM235 214H236V213H235ZM237 214H236V216H238ZM242 214H244V213H242ZM242 214H241V216H244V215H242ZM261 214H262V213H261ZM128 215H129V214H128ZM139 215H140V214H139ZM139 215H138V216H139ZM158 215H159V214H158ZM163 215H164V214H163ZM173 215H174V213H173ZM173 215H172V216H173ZM175 215H176V214H175ZM190 215H191V214H190ZM197 215H196V216H197ZM201 215H200V221H199V219H198V221H196V223H195V222H193V223L197 224V222H202V221L204 220V218H203V220H201V218H202ZM206 215H207V214H206ZM210 215H208V218H209ZM225 215H228V213L225 214ZM225 215H224V216H225ZM229 215H230V213H229ZM253 215H254V214H253ZM253 215H252V216H253ZM262 215H263V214H262ZM133 216H134V215H133ZM133 216H132V217H133ZM136 216H137V215H136ZM149 216H150V215H149ZM151 216H152V215H151ZM151 216H150V217H151ZM154 216H155V214H154ZM156 216H157V215H156ZM165 216H166V215H165ZM172 216H169V217H172ZM212 216H213V215H212ZM212 216H211V217H212ZM214 216H216L215 213H214ZM218 216H219V215H218ZM230 216H231V215H230ZM239 216H240V215H239ZM241 216H240V219H241ZM249 216H250V215H249ZM252 216H251V218H253ZM254 216H255V215H254ZM258 216H260V215L258 214ZM125 217H126V216H125ZM130 217H131V216H130ZM134 217H135V216H134ZM134 217H133V218H134ZM143 217H144V216H143ZM146 217H147V216H146ZM175 217H176V216H175ZM177 217H178V216H177ZM177 217H176V218H177ZM186 217H185V218H186ZM190 217H191V216H189V218H190ZM211 217H210V218H211ZM216 217H217V216H216ZM216 217H214V219H215ZM225 217H226V216H225ZM225 217H224V219H225ZM234 217H235V215H234ZM234 217H233V218H234ZM245 217H247V216L245 215ZM133 218H132V219H133ZM152 218H153V217H151V219H152ZM185 218H184V219H185ZM191 218H192V217H191ZM193 218H195V217H193ZM197 218H198V217H197ZM206 218H207V216H205V220H206ZM210 218H209V219H210ZM228 218H229V217H228ZM242 218H243V217H242ZM254 218H255V217H254ZM258 218H259V217H258ZM262 218H263V217H262ZM118 219H119V218H118ZM129 219H130V218H129ZM138 219H139V218H138ZM140 219H141V218H140ZM148 219H149V218H148ZM154 219H155V217H154ZM154 219H153V220H154ZM166 219H167V218H166ZM173 219H174V218H173ZM173 219H172V220H173ZM211 219H213V218H211ZM230 219H231V218H230ZM246 219H247V218H246ZM260 219H261V218H260ZM260 219H259V220H260ZM121 220H122V219H121ZM144 220H145V219H144ZM146 220H147V219H146ZM146 220H145V221H146ZM169 220H170V218H169ZM172 220H170V222H171ZM179 220H180V219H179ZM182 220H183V219H182ZM182 220H181V222L183 223L186 219H185L184 221H182ZM191 220H192V219H191ZM191 220H190V221H191ZM217 220H218V219H217ZM217 220H215V221H217ZM221 220H222V219H221ZM221 220H220V221H221ZM236 220H237V218H236ZM238 220H239V219H238ZM238 220H237V222H238ZM241 220H242V219H241ZM72 221H73V220H72ZM119 221H120V220H119ZM129 221H130V220H129ZM133 221H134V219H133ZM135 221H136V220H135ZM142 221H143V220H142ZM145 221H144V222H145ZM166 221L168 222V220H166ZM173 221H174V220H173ZM175 221H176V220H175ZM187 221H188V220H187ZM187 221H186V222H187ZM210 221H211V220H210ZM210 221H209V222H210ZM222 221H223V220H222ZM225 221H226V220H225ZM227 221H228V220H227ZM233 221H234V219H233ZM244 221H246V220H244ZM249 221H250V219H249ZM253 221H254V219H253ZM253 221H252L251 223H253ZM255 221H256V220H255ZM116 222H117V221H116ZM148 222H149V221H148ZM161 222H162V221H161ZM211 222H212V221H211ZM211 222H210V223H211ZM234 222H235V221H234ZM241 222H243V221H241ZM256 222H257V221H256ZM261 222H262V221H261ZM263 222H264V221H263ZM124 223H125V222H124ZM171 223H172V222H171ZM173 223H174V222H173ZM173 223H172V224H173ZM182 223H181V224H182ZM191 223H192V222H191ZM203 223H204V221H203ZM206 223H207V222H206ZM210 223H209V224H210ZM212 223H213V222H212ZM214 223L216 224L217 222H214ZM214 223H213V224H214ZM243 223H244V222H243ZM243 223H242V224H243ZM142 224H143V223H142ZM144 224H145V223H144ZM144 224H143V225H144ZM153 224H154V221H153ZM156 224H157V222H156ZM156 224H155V226H156ZM168 224H169V223H168ZM174 224H176V223H174ZM174 224H173V225H174ZM179 224H180V223H179ZM186 224H187V223H186ZM222 224H223V223H222ZM225 224H226V222H225L223 225H225ZM238 224H239V223H238ZM242 224H240V225H242ZM244 224H245V223H244ZM117 225H118V224H117ZM125 225H126V224H125ZM143 225H141V226H143ZM159 225H161V224H159ZM164 225H166V224H164ZM170 225H171V224H170ZM176 225H177V224H176ZM193 225H194V224H193ZM201 225H202V224H200V225L198 224L200 230H201V228H202ZM220 225H221V224H220ZM232 225H234V224L232 223ZM232 225H231V227H232ZM236 225H237V223L235 224V226H236ZM255 225H256V224H255ZM259 225H260V224H259ZM259 225H258V226H259ZM262 225H263V224H262ZM262 225H261V226H262ZM151 226H152V225H151ZM151 226H150V227H151ZM157 226H158V225H157ZM157 226H156V227H157ZM178 226H179V225H178ZM182 226H184V223L182 224ZM185 226H187V225H185ZM188 226H189V225H188ZM191 226H192V225H191ZM195 226L197 227V225H195ZM195 226H194V227H195ZM200 226H201V228H200ZM204 226H205V223H204ZM206 226H208V225L206 224ZM210 226H211V224H210ZM216 226H217V225H216ZM227 226H228V225H227ZM227 226L225 225L224 228H226ZM229 226H230V225H229ZM238 226H239V225H238ZM247 226H248V225H247ZM251 226H252V225H251ZM54 227H55V226H54ZM144 227H145V226H144ZM148 227H149V226H148ZM168 227H169V225H168ZM168 227H167V225H166V229H167ZM189 227H190V226H189ZM189 227H187L188 230H190ZM222 227H223V226H222ZM236 227H237V226H236ZM141 228H143V227H141ZM170 228H172V227H170ZM183 228H184V227H183ZM183 228H182V230H183ZM203 228H206V227H203ZM211 228H213V227H211ZM217 228H220V227H217ZM228 228H229V227H228ZM143 229H144V228H143ZM156 229H157V228H156ZM174 229H176V226L174 227ZM185 229H186V228H185ZM207 229H209V227H208ZM233 229H235V228H233ZM239 229H240V228H239ZM239 229H238V230H239ZM253 229H254V228H253ZM256 229H257V228H256ZM122 230H123V229H122ZM136 230H137V229H136ZM139 230H140V229H139ZM139 230H138V231H139ZM141 230H142V229H141ZM145 230H146V231H145ZM145 230H144V231L147 232V229H145ZM148 230H149V228H148ZM159 230H160V228H159ZM170 230H171V229H170ZM178 230H180V229L177 228V230H174V232H177ZM216 230L218 231L219 229H216ZM216 230H215V231H216ZM236 230H237V229H236ZM236 230H235V232H236ZM241 230H242V229H241ZM149 231H150V230H149ZM151 231H152V229H151ZM164 231H165V230H164ZM167 231H168V230H167ZM172 231H173V228H172ZM172 231H171V232H172ZM186 231H187V230H186ZM196 231H197V230H196ZM202 231H204V230H202ZM206 231H207V230H206ZM206 231H205V232H206ZM209 231H210V230H209ZM221 231H223L222 228H221ZM231 231H232V230H231ZM239 231H240V230H239ZM153 232H155V230H154ZM169 232H170V231H169ZM169 232H168V233H169ZM171 232H170V233H171ZM178 232H179V231H178ZM178 232H177V233H178ZM183 232H184V231H182L181 233H183ZM207 232H208V231H207ZM212 232H213V231H212ZM212 232H211V233H212ZM225 232H226V231H225ZM232 232H234V231H232ZM245 232H246V231H245ZM262 232H263V231H262ZM141 233H142V232H141ZM162 233H164V232H162V229H161V234L158 233L159 236H161ZM165 233H167V232H165ZM168 233H167V234H168ZM190 233H191V232H190ZM202 233H203V232H202ZM227 233H228V232H227ZM237 233H238V232H237ZM254 233H255V232H254ZM139 234H140V233H139ZM178 234H179V233H178ZM192 234H193V232H192ZM197 234H198V233H197ZM209 234H210V232H209ZM209 234L207 233V235H209ZM223 234L225 235V233H222V232H221V236H222ZM233 234H234V233H233ZM233 234L231 233V234H228V235L230 236V235H233ZM141 235H142V234H141ZM144 235H146V234H144ZM151 235H155V234L153 233V234H151ZM156 235H157V234H156ZM168 235H171V234H168ZM173 235H174V234H172V236H173ZM179 235H180L179 238H181V234H179ZM193 235H194V234H193ZM198 235L201 236L200 232H199ZM205 235H206V234H205ZM205 235H204V236H205ZM214 235H216V233H215ZM217 235H218V234H217ZM217 235H216V236H217ZM234 235H235V234H234ZM236 235L238 236L239 233L236 234ZM236 235H235V237H236ZM253 235H254V234H253ZM94 236H95V235H94ZM149 236H150V234H149ZM190 236H191V234H190ZM195 236H196V235H195ZM210 236H212L213 238L216 237V236H213V235H210ZM240 236H241V235H240ZM256 236H257V235H256ZM256 236H255V237H256ZM258 236H260V235H258ZM137 237H138V236H137ZM141 237H142V236H141ZM141 237H140V238H141ZM146 237H147V236H146ZM151 237H152V236H151ZM165 237H166V236H165ZM169 237H170V236H169ZM174 237H178L177 234H176V236H174ZM183 237H184V235H183ZM183 237H182V238H183ZM185 237H186V236H185ZM224 237H225V236H224ZM226 237H227V236H226ZM226 237H225V238H226ZM238 237H239V236H238ZM245 237H246V235H245ZM248 237H249V236H248ZM130 238H131V237H130ZM135 238H136V237H135ZM163 238H164V235H163ZM163 238H162V239H163ZM182 238H181V239H182ZM188 238H189V237H188ZM199 238H200V237H199ZM209 238H210V237H209ZM209 238H208V239H209ZM217 238H218V237H216L215 239H217ZM257 238H258V237H257ZM137 239H138V238H137ZM137 239H136L135 243L137 242ZM166 239H167V238H166ZM168 239H170V238H168ZM173 239H174V238H173ZM175 239H176V238H175ZM186 239H187V238H186ZM186 239H185V240H186ZM203 239H204V238H203ZM211 239H212V238H211ZM211 239H209V240H211ZM221 239L224 240L223 238H221ZM227 239H229V238H228V237L226 238V242H229V241H227ZM238 239H240V238H238ZM142 240H143V239H142ZM145 240H146V239H145ZM145 240H144V242H145ZM147 240H148V239H147ZM185 240H184V241H185ZM194 240H196V239L194 238ZM234 240H235V239H234ZM248 240H249V239H248ZM156 241H157V240H156ZM161 241H162V240H161ZM166 241H167V240H166ZM166 241L164 240L165 243H166ZM175 241H177V239H176ZM178 241H179V240H178ZM184 241H182L181 243H182V244L186 243V242H184ZM188 241H189V240H188ZM196 241H197V240H196ZM199 241H200V240H199ZM199 241H198V242H199ZM204 241H205V240H204ZM207 241H208V240H207ZM213 241H214V240H213ZM237 241H238V240H237ZM244 241H245V239H244ZM260 241H261V240H260ZM130 242H131V241H130ZM157 242H158V241H157ZM168 242H169V241H168ZM183 242H184V243H183ZM194 242H195V241H194ZM194 242H193V245H194ZM219 242H221V240H220ZM224 242H225V240H224ZM238 242H240V241H238ZM238 242H237V243H238ZM124 243H125V242H124ZM132 243H133V242H132ZM137 243H138V242H137ZM137 243H136V244H137ZM141 243H142L141 241H140V243H138L139 247H140V244H141ZM149 243H150V241H149ZM158 243H159V242H158ZM161 243H162V242H161ZM169 243H170V242H169ZM169 243H168V244H169ZM174 243H175V242H174ZM196 243H197V242H196ZM199 243H200V242H199ZM211 243H212V242H211ZM216 243H218V241H217ZM233 243H235V242L233 241ZM244 243H246V241H245ZM254 243H255V242H254ZM130 244H131V243H130ZM130 244H129V245H130ZM143 244H144V243H143ZM143 244H141V245H143ZM152 244H153V243H152ZM152 244H151V245H152ZM170 244H171V243H170ZM175 244H176V243H175ZM191 244H192V243H191ZM204 244H205V242H204ZM208 244H209V242H208ZM225 244H226V243H225ZM229 244H231V243H228L227 245H229ZM240 244H241V243H240ZM248 244H250V243L248 242ZM263 244H264V240H263ZM138 245H137V246H138ZM163 245H164V244H163ZM166 245H167V244H166ZM166 245H165V247H166ZM184 245H185V244H184ZM188 245H189V243H188ZM211 245H214V244H211ZM221 245H222V244H221ZM227 245H226V246H227ZM245 245H246V244H245ZM255 245H256V243H255ZM257 245H258V244H257ZM260 245H262V244L260 243ZM260 245H259V247H258L259 249H261V248H260ZM125 246H126V244H125ZM131 246H133V245H131ZM134 246H136V245H134ZM137 246H136V247H137ZM146 246H147V245H146ZM153 246H154V244H153ZM182 246H183V245H182ZM195 246H196V245H195ZM197 246H198V244H197ZM199 246H200V245H199ZM199 246H198V247H199ZM204 246H205V245H204ZM116 247H117V246H116ZM126 247H127V246H126ZM139 247H138V248H139ZM142 247H144V246H142ZM158 247H160V246L158 245ZM162 247H163V246H162ZM168 247H169V245H168ZM168 247H166V248H168ZM179 247H180V245H179ZM209 247H210V246H209ZM211 247H212V246H211ZM231 247H232V246H231ZM246 247H249V246L246 245ZM253 247H254V246H253ZM263 247H264V246H263ZM131 248H132V247H131ZM131 248L129 247L130 250H132ZM138 248H136V249H138ZM163 248H164V247H163ZM169 248H170V247H169ZM169 248H168V249H169ZM187 248H188V247H187ZM187 248H186V249H187ZM200 248H203V246H201ZM205 248H206V247H205ZM205 248H204V249H205ZM224 248H225V246H224ZM227 248H228V247H227ZM249 248H250V247H249ZM249 248L247 249V251H248V250H251V249H249ZM251 248H252V247H251ZM144 249H145V247H144ZM175 249H176V248H175ZM183 249L185 250V248H183ZM229 249H231V248H229ZM259 249H258V251H260ZM67 250H68V249H67ZM122 250H123V249H122ZM139 250H140V248L138 249V251H139ZM142 250H143V249H142ZM147 250H148V248H147ZM172 250H173V249H172ZM172 250H171V252H172ZM188 250H189V249H188ZM209 250H210V249H209ZM214 250H215V249H214ZM227 250H228V249H226V251H227ZM237 250H238V249H237ZM242 250H243V248H242ZM253 250H256V248L253 249ZM144 251H145V250H144ZM148 251H149V250H148ZM160 251H161V249H160ZM186 251H187V250H186ZM221 251H222V250H221ZM230 251H231V250H230ZM230 251H229V252H230ZM245 251H246V250H245ZM132 252H133V251H132ZM132 252H131V253H132ZM145 252H146V251H145ZM145 252H144L143 254H145ZM165 252H166V251H165ZM168 252H169V254H170V250H169ZM180 252H181V248H180ZM183 252H185V251H183ZM190 252H191V251H190ZM210 252H211V251H210ZM216 252H218V251H216ZM229 252H228V253H229ZM234 252H235V251H234ZM249 252H250V251H249ZM131 253H130V254H131ZM134 253H135V252H134ZM140 253H142V252H139V255H140ZM146 253H147V252H146ZM148 253H149V252H148ZM148 253H147V254H148ZM152 253H153V252H152ZM160 253H161V252H160ZM160 253H159V254H160ZM163 253H164V252H163ZM163 253H162V255H163ZM178 253H179V252H178ZM191 253H192V252H191ZM191 253H189V254H191ZM196 253H197V252H196ZM222 253L225 254V252H222ZM238 253H240V252H238ZM243 253H244V252H243ZM147 254H145V255H147ZM149 254H150V253H149ZM164 254H165V253H164ZM180 254H181V253H180ZM187 254H188V252H187ZM230 254H231V252H230ZM240 254H241V253H240ZM244 254H247V253H244ZM244 254H243V255H244ZM262 254H263V253H262ZM132 255H133V254H132ZM139 255H138V256H139ZM166 255H167V254H166ZM166 255H165V256H166ZM175 255H176V254H175ZM182 255H185V254L182 253ZM182 255H181V256H182ZM196 255H197V254H196ZM207 255H208V254H207ZM226 255H227V254H226ZM236 255H237V253H236ZM236 255L233 254V257L236 256ZM248 255H249V254H248ZM248 255H247V256H248ZM250 255H251V254H250ZM250 255H249V256H250ZM255 255H256V254H255ZM135 256H136V255H135ZM148 256H149V255H148ZM169 256H170V255H169ZM171 256H172V255H171ZM181 256H180V257H181ZM224 256H225V255H224ZM227 256H228V255H227ZM230 256H231V255H230ZM240 256H242V255H240ZM257 256H258V255H257ZM141 257H142V256H141ZM154 257H155V256H154ZM160 257H163V256H160ZM173 257H176V256H173ZM173 257H172V258H173ZM178 257H179V256H178ZM183 257L186 259V255L183 256ZM187 257H188V256H187ZM190 257H191V256L189 255V258H190ZM205 257H206V256H205ZM217 257H218V256H217ZM221 257H222V256H221ZM231 257H232V256H231ZM242 257H243V258H242ZM242 257H241V258L244 260V259H245V256H242ZM253 257H254V256H253ZM258 257H259V256H258ZM134 258H135V257H134ZM144 258H145V257H144ZM144 258H143V259H144ZM148 258H149V257H148ZM148 258H146V259H147L146 261H148V263H149L150 260H148ZM181 258H182V257H181ZM193 258H195V256H193ZM200 258H201V256H200ZM210 258H211V257H210ZM239 258H240V257H239ZM246 258H247V257H246ZM256 258H257V257H256ZM256 258H255V260H256ZM261 258H262V256H261ZM131 259H132V258H131ZM138 259H139V257H138ZM138 259L136 260L137 262H138ZM150 259H152V258H150ZM176 259H179V260H180V258H176ZM202 259H203V258H202ZM217 259H218V258H217ZM224 259H225V258H224ZM253 259H254V258H253ZM159 260H160V259H159ZM172 260H173V259H172ZM174 260H175V259H174ZM190 260H191V258H190ZM195 260H196V259H195ZM213 260H214V259H213ZM220 260H223V259L220 258ZM230 260H231V258H230ZM232 260H233V259H232ZM236 260H237V258H236ZM255 260H254V261H255ZM257 260H258V259H257ZM259 260H260V259H259ZM261 260H262V259H261ZM146 261H145V262H146ZM155 261H156V260H155ZM157 261H158V260H157ZM162 261H163V260H162ZM162 261H161V262H162ZM168 261H169V259H168ZM170 261H171V260H170ZM180 261H184V259H183V260H180ZM180 261H179V262H180ZM187 261H188V260H187ZM187 261H184V264H185V262H187ZM196 261H198V260H196ZM206 261H207V260H206ZM224 261H225V260H224ZM224 261H223V262H224ZM233 261H234V260H233ZM238 261L240 262V259H239ZM250 261H251V260H250ZM254 261H253V262H254ZM263 261H264V259L262 260V264H264ZM131 262H132V261H131ZM171 262H172V261H171ZM174 262H176V260H175ZM191 262H192V260H191ZM191 262H190V263L187 262L186 264H188V263L191 264ZM193 262H194V261H193ZM214 262H215V261H214ZM221 262H222V261H221ZM223 262H222V263H223ZM243 262H244V261H243ZM243 262H242V263H243ZM140 263H141V262H140ZM150 263H152V262H150ZM196 263H197V262H196ZM225 263L227 264V262H224V264H225ZM232 263H233V262H232ZM240 263H241V262H240ZM244 263H245V262H244ZM248 263H249V262H248ZM254 263H255V262H254ZM152 264H153V263H152ZM157 264H159V263H157ZM160 264H162V263H160ZM174 264H176V263H174ZM177 264H178V263H177ZM182 264H183V263H182ZM192 264H193V263H192ZM208 264H210V263H208ZM216 264H217V263H216ZM219 264H221V263H219ZM228 264H229V262H228ZM234 264H235V263H234ZM238 264H239V263H238ZM251 264H252V263H251ZM257 264H258V261H257Z\"/></svg>",
	"mask_w": 264,
	"mask_h": 264
}]
</instances>
